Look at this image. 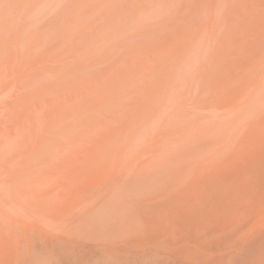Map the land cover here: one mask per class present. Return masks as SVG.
Masks as SVG:
<instances>
[{
    "label": "rangeland",
    "instance_id": "1",
    "mask_svg": "<svg viewBox=\"0 0 264 264\" xmlns=\"http://www.w3.org/2000/svg\"><path fill=\"white\" fill-rule=\"evenodd\" d=\"M0 1H2L0 2V7L3 6V3L4 5L5 4L8 5V6L6 5L5 9H3L4 7L0 8L4 12L6 9H9L10 6H11L10 7L11 10L9 9L8 11H12L13 9V12H11L13 15L8 11H6V13L8 14L6 13L3 14V12L1 13V15L5 16V18L2 16V18H4L3 19L4 21H2V18L0 16V21H1L0 27L2 28L1 29L2 31L0 30V36L2 35L1 38L3 37L5 38L7 36L5 40L0 38L1 39L0 43L2 42V40L4 42L6 41L5 43L3 42L0 44L1 47L4 46L2 48L4 50H2L0 47V55H1L0 60L5 61L6 69L5 68L4 69L6 70V72H8L7 71L8 69L15 70L17 68L16 66H18L17 64L20 65L18 69L19 70L21 69V71L16 69L18 70L17 73L19 72L20 73L18 75L15 74L12 76L13 82L11 84L6 85L5 83L3 85L2 83H0L3 85L0 88V94L3 93L2 95H0V98L3 97L1 99L4 100L0 104H3V102H7V100L9 102V99L10 101L11 100L15 101V99L18 100V98L14 99V96L19 94V96L22 97L23 100L20 98V100L18 101L23 102L21 104L24 108L23 109L22 106L20 108L21 104L16 100V102L18 103L16 104L20 108L19 112H21L22 114L18 113L19 116L21 117L14 116L15 111H16L15 112L16 115H18L17 111L19 108L17 105L13 106L11 101V103L9 102L10 103L9 108L6 106L7 105L6 104L5 106L7 108H4L2 112H6V111L8 112L7 109H10V107L13 106L14 108L12 107L11 109H15V110L10 111L9 113L11 114L13 112L12 116L15 117V119H12L13 117L10 118L9 116V119L7 120L6 118L1 116L2 119L4 118L3 121L5 122V124L3 122L0 124L3 125L1 127L5 128V125L8 124V122L10 123L9 125L10 127H12L15 134V136L13 134V136L15 137L13 141L15 144L19 142L20 147L19 146L16 147L13 144H11V142L7 138V136H9V133L8 135L6 134V132L8 131L5 128L6 132H4L3 137L0 138V158L2 157L0 160V264H47V262L49 264H53V263L72 264V262L73 264H78V262L79 264H98L101 261H104L105 263L106 261L110 263L111 261H115L117 263V260L120 261L119 264L121 263L124 264L126 262H128V264L129 262L130 264L131 263L133 264H264V53H262L264 52V32H262V34H260L261 32H259L261 37L260 35L255 36L261 39V40L257 39V45L259 43L258 48L256 47L257 45L255 44L256 39L254 36H252L253 33H255V29L253 28V26H255L254 24L255 20L259 22V24L263 21L261 23L262 27L260 28L264 27L263 26L264 0H260V1L258 0L259 3H256V5L253 4L254 1L257 2V0L254 1L248 0L246 1L247 3L244 0L243 2H240L242 0H233V4H236V6L234 5L235 8L238 6L237 7L238 9L236 10L233 6L232 7L234 8V10L231 7V5L230 6L227 5V4H231L232 0L231 1L229 0H220V1L219 0H120V1L99 0L98 2L96 1L95 3L93 1L92 5L90 4L91 7L87 5V3H89L90 0H79V2L78 0H70V1L24 0L26 2H24L23 0H0ZM100 1L101 3L99 5L98 3ZM223 2L225 4H222ZM10 3H12V5H10ZM46 3L49 4L48 5L49 7L43 5ZM64 3L67 4L60 9L61 5H63ZM93 3L94 4L97 3L96 5L99 6L95 5L96 6L95 9L93 8L94 5ZM238 3L240 6L238 5ZM241 3L244 4L242 5ZM246 4L248 5L250 4V5L248 6ZM213 5H215V7L212 8ZM52 6H55L53 10H51ZM245 6H247L248 9L249 7L250 9L252 6L253 7L251 10L250 9L248 10L247 7L245 8ZM84 7L86 8V10ZM228 7H231L230 10H233L234 12L230 13L231 11L227 9ZM244 8L247 9V12L249 11L248 13H251L249 14V16L248 13H246V15L244 14L246 12L245 10H243ZM91 9L93 11H91ZM254 9L257 10L254 11ZM81 10L85 12H90V14L88 15V13L85 12L81 13ZM175 10L177 13H179V15L175 12ZM237 10L243 11V13L238 12L239 13L238 17H237ZM217 11L220 14L217 15L216 14ZM224 11L227 14H224L225 13ZM180 12L182 13L183 16L181 15ZM83 13L87 15L84 14L85 15L84 16ZM255 14L256 16L258 14L257 17L259 18H262L261 16H263V18L260 19L261 22L259 21V18L254 16ZM73 15H76V17ZM99 15L101 16L102 19L100 18ZM223 15H225V21H226V16L228 17L229 15L230 16L236 15L234 20L230 21V22L233 21L236 22L237 21L236 17H237L238 23L237 22L235 23L234 29L232 24L229 22L232 16L231 17L229 16L227 19V21L231 25L226 24L227 28L221 25L222 23H227V21L226 22L223 21L224 19ZM7 16H10L11 18L9 20L8 17L7 20L5 21ZM90 17L92 18V20L90 19ZM250 19L253 23L250 21ZM245 20L249 21L250 24ZM92 21L95 22V24L93 23L94 25L90 24V22L92 23ZM219 22L221 24H219ZM4 23L8 25L5 24L6 26L5 25L3 26ZM241 23H243L244 25H246L245 23H247L248 24V26L246 25L247 28L250 27L249 25H252V27H250L251 29L246 28L247 30L245 31L246 26L242 24L241 27L244 30L242 31L241 29L243 33L240 31L241 35L239 36L238 30H240L241 28L240 27ZM219 25L223 26L222 28L226 33L228 31V26L230 25L229 29L230 28L231 29L228 31L230 32L228 33L229 36H227L226 33L224 34L226 35L225 38L228 37L229 39L228 38L224 39L223 37L224 35L222 33H218L222 30V28ZM236 25L237 26L239 25L237 30H236ZM86 27L87 28L90 27L89 30L86 29ZM224 27L226 30L224 29ZM105 28H107V30H105ZM252 28L254 29V31L252 30ZM80 29L82 30L81 34L78 33L79 31H81ZM263 29L261 30L263 31ZM215 30H217L216 32L218 34L217 33L216 34L218 36L216 35L217 37L215 36L214 38L212 37V40H209L210 42L209 43L208 38L209 37L211 38L210 35L213 36ZM105 31H108V33ZM235 31H237L238 33L236 32L235 34L234 33ZM247 31H249V33ZM37 32L41 34L40 37H36L39 36ZM43 32L44 34L45 33L47 34L43 36L44 38H50L49 40L45 39V41L46 40L51 41L53 39L54 41L53 42L47 41V45H45L46 44L45 42V44H43V47H41L43 49V51L41 50L42 52L40 51L41 53H39L38 50H37L38 52L35 51L36 55L38 56L37 59L35 54H34L35 56L34 60H33V56H31L32 57L30 59L31 61H33L34 63L36 62V64L37 62H39L38 65L41 63L40 66L43 65V68H46V69H39L38 65L37 67H35L36 64L34 66L33 65L34 63L29 61L30 57L28 56L33 54L31 51L35 50L34 49L35 44L38 45L40 41V39L37 41L36 39L41 38L42 35H44ZM245 32L248 33V39L245 38V36H242V34L243 35L246 34ZM4 33H6V35ZM102 33H105L103 34L104 37L100 36V34L102 35ZM175 33L178 34L175 35ZM250 33H252L250 37L252 38V40L249 38ZM219 34L223 35L222 40ZM234 34L235 36L237 35V38L239 40L240 38L242 39L245 38L244 43H242L243 41L241 40L242 47L245 46V48L247 49L249 47H247L246 45L249 46L255 45L254 47L255 50H252L253 49L252 47H250V50L248 49L246 50L244 47L242 48L241 46L239 47V49L236 48L237 49L236 50L234 48L236 46H234L233 44H235L234 42H237L239 40L235 36L234 37L236 38V40L235 41L232 40L233 43L232 45L234 47L232 45L230 46L231 39ZM181 37L183 39H180ZM218 37H220V39L217 44L216 41L218 40ZM234 37L233 39H235ZM44 38H42L43 39V41H41L42 43L44 42ZM75 38L77 42H75ZM216 38L217 40L215 41L216 42L215 43L213 41ZM34 39H35L34 41L35 44H33L34 48L32 50H30V48H27L30 51L29 53H31L28 54V52L25 51L27 50L26 46L32 47L30 44L32 43L31 41H33ZM83 39L85 41V45L87 48H83L82 49L83 51L78 48L81 53L80 52L74 53L76 48L73 49L74 48L73 45H71V47H73L71 48V50H69L70 48L69 49L67 48L68 51H71L70 52L71 54L73 52L72 50H74L73 55L75 58L71 57L72 59L69 60L70 59L69 54H67V58H66L63 52H61L62 49H65V52L69 53L68 51H66L67 50L66 47H68L67 45H69L67 44V42L69 43L75 42L76 44L74 45L77 46L78 43L82 42ZM178 39H180L179 42ZM249 39L250 41H252L254 45L249 42ZM24 40L27 42H25ZM220 40L221 42L222 41H226V42L225 43L223 42L221 45ZM89 42H91L90 43L91 45H89ZM211 42H213V45L215 43V47L209 45L212 44ZM24 43L25 45L26 43L29 45L25 46ZM175 43L177 45H175ZM239 43L240 42H238V46L241 45ZM17 44L20 45L21 48L24 46L25 50H22L23 48L21 49L19 46H17ZM80 44H82L83 47H85L84 43H80ZM178 44H180L181 46ZM208 45L212 47L211 51H209V48L211 49V47H207ZM220 45L223 48L219 49ZM89 46H91V48ZM172 47H174V50ZM179 47L180 48L182 47V49H180ZM184 47H186V49ZM9 48H12V50ZM204 48L205 51L208 50L207 52L208 56L206 57L203 56L204 55L203 53H206L204 52ZM230 48L235 49V54L237 51L239 52L241 50L242 52L239 53L243 54L245 52L244 56L245 55L246 56L242 57L243 55L241 56V54L239 55L238 53V59H236L234 56L237 57V54L236 55L233 54L232 56ZM17 49H19L20 51L22 50L20 53L24 51L28 54L27 56L28 61L25 58H23V60L26 61L23 62V60H19L17 63H15L19 58L23 57V54L22 55L20 54L22 57L18 58L17 55L19 51ZM59 49L60 52L58 51L59 53H57V50ZM169 49L172 51V53L169 51ZM227 49L228 51L226 52ZM16 50L18 51V53ZM216 50H219V52L221 51L222 52L221 55ZM138 51L141 52L139 54H141L143 58H141V55H139L138 57ZM190 51L193 52L190 53ZM15 52L17 53V55L16 56L12 55L13 53L16 54ZM158 52L159 54H157ZM162 52L163 54H165L164 56H162L163 55ZM177 52L179 55L177 54ZM194 52L197 53L195 56L198 57L199 60H201V57H205L206 59H209V61L212 60V62L209 63V61H207L206 59H202L203 62H205L206 60V62H208L210 67L209 66L203 67V65H205L202 64L203 62H201L202 64L201 67L202 68L208 67L209 68V69L207 68L208 70L211 69L209 73L207 70L206 75L205 74L202 75L204 76L203 78H201L200 73L202 71L205 72L204 71L205 69H203L199 73L198 72L199 67L198 68L194 67L195 65H197V63L199 64V60L198 62H196L195 65L189 64L192 62V60L190 59L193 56ZM209 52H211L212 54ZM232 52L234 51L232 50ZM249 52L252 53L249 54ZM55 53L57 57L61 53L63 54V56H65L63 57L62 55H60L61 61L64 60V64L63 63H62L63 65L61 64L62 67L59 66L58 68L55 67L56 65H59V63H61L59 59L57 63L54 62L55 65L52 62L54 58L53 55L56 56ZM148 53L150 54V56L151 55L154 56V54L155 56L154 57L151 56L150 58ZM213 53H215L216 56H214L215 54L213 55ZM217 53L219 54L220 59L223 58L221 59L222 61L219 59V57L217 58V62L218 59L220 60L219 61L220 64L218 68L221 67V70L217 68L218 66L217 64L219 63L216 62V57L218 56ZM223 53L224 55H222ZM75 54L77 56H75ZM147 54L148 57H146ZM174 54L175 55L177 54V56H175ZM11 55L15 56V58L12 57ZM190 55L192 56L190 57ZM10 56H11V60H10ZM47 57H50V59L49 58L47 59V62L49 60L50 62L45 63L46 61L44 60H46L45 58ZM162 57L164 58V60ZM188 57L190 58L188 59ZM194 57H192V59H195ZM232 57L233 60L231 59ZM12 58L16 60L13 61ZM139 58H141L140 63H139ZM144 58L146 63L144 61ZM154 58L155 60H152L151 62V59ZM135 59L136 60L138 59L137 61L138 63L135 61ZM168 59L170 64L167 61ZM230 59L231 62L233 63H235V61L239 62V59L241 60V62L245 60L242 62L243 64L239 62V64L243 66V68L239 64H235V65L233 63L229 64ZM39 60H41V62ZM67 60L68 62H65ZM161 60L166 61L165 62L166 64L164 65V62ZM213 61L217 63V64H213L216 66V67L214 66L215 69L213 67L211 68ZM30 62L33 65L32 67L29 65H28L29 67L27 66V64L31 65ZM42 62H44L45 64ZM141 62H143L144 65ZM150 62L153 63L154 65H157L158 68L157 67L155 68L154 65H152L157 70V74L155 72L156 70L151 66H149L151 65ZM155 62L157 63L155 64ZM245 62L247 66L244 64ZM254 62L256 64L259 62V64L256 65L254 64ZM22 63H24V67L26 66L25 69L22 68L23 66ZM49 63L53 64V65L50 64L52 67L51 70L47 69L48 67H44V65L46 64L49 65ZM133 63H136L138 66H135L136 64ZM182 63L184 64L186 63V64L184 65ZM261 63H263V65ZM158 64L160 65L158 66ZM167 64H169V66H167ZM14 65L16 68H14ZM171 65H174L172 66V68L174 67V69L171 68ZM183 65L185 66V68ZM223 65L226 66L227 69H229L232 66L230 69H232L233 71L230 70V73L232 72L231 75L232 74L235 75L234 76L229 75L228 73L229 71L227 72L226 68ZM233 65L234 66L238 65V66L234 68ZM255 65L258 66V68ZM0 66H4V65H0ZM139 66H141L140 68L142 69L140 68L137 69ZM190 66L193 67L191 68ZM27 67L28 69H26ZM34 67L36 69H39V71L37 70L38 73L36 74H35L36 69ZM54 67L56 69H54ZM124 67H126L125 69L128 68L129 70H131V72L125 69H123L122 71V68ZM130 67L133 68L131 69ZM186 67L187 68L190 67L191 70H193V68H196V71L199 73L201 79L199 78V76L198 78L201 82L196 79L198 74L193 75V73H191L192 76L190 75L191 77L190 79L189 72H191V70L187 69ZM253 67H255V70H253ZM30 68L31 69L34 68L33 71L35 75L33 74L32 71L29 72ZM135 68L136 70H134ZM148 68L149 71L147 70ZM182 68H184V70ZM202 68H200V70ZM237 68L238 70H236ZM150 69H153V71ZM159 69L162 71H160ZM213 69L216 72H220V71L223 72V73L220 72L221 74L217 73L216 75L218 76L219 74L220 78L223 77L224 79L222 78V81L223 80L224 82L226 81L225 83L221 81L219 82L217 80V83L215 82L217 86L215 85L213 80L217 76L213 74L216 73L215 71H213ZM243 69L245 71H243ZM250 69L253 71V73L252 71H249ZM41 70L42 71L49 70L50 73L47 71L48 73L42 72L43 74H41L40 73ZM116 70L121 72H116ZM146 70L151 73H148ZM0 71H2V69H0ZM196 71L195 74L197 73ZM224 71L225 73H228L226 77L224 76ZM113 72L114 75H112ZM128 72L129 74H126ZM3 73H5V71H3ZM31 73L37 78H40V80L35 79L38 81L37 84L36 82H34L36 84V87L30 86L32 83L31 80H33L32 78H34V76L32 78L30 77L31 80L29 79V77L25 79L27 75L31 76ZM147 73L151 75L150 76L148 75L149 76L148 77L146 76ZM256 73L259 75L258 81L253 82L254 84L253 86H251L250 84L252 82L250 81V79L253 81V79L257 75ZM38 74L41 75V77L40 76L38 77ZM212 74L214 75V77ZM109 75H111V77H109ZM157 75L160 78L157 77ZM210 75L211 77H208ZM250 75H252L253 79L249 78V80H247L248 78L246 77H250ZM120 76L122 78H120ZM193 76L196 77L195 79L198 81V83L195 81ZM241 76L243 77V79L241 78ZM105 77H107L106 80L109 81V83L105 80ZM185 77L188 80H190L189 82L187 81L189 85L186 82L187 79ZM207 77L209 78V80L207 79L208 82H210L211 84L213 81L215 86L211 85L210 87L209 86L210 84H208V82L206 81L204 82V78ZM108 78L111 80H109ZM157 78L160 80L162 78L167 80L166 82L165 80L164 82L163 80L157 81ZM220 78L219 76L217 77V79ZM22 79L25 80L21 82L19 81L16 84L15 81ZM28 79L31 82H29ZM81 79L83 80V83L86 81V85L88 88L86 87L85 84L84 87L83 84L79 83L82 81ZM210 79H212V81H210ZM244 79H246L245 81H249L250 86L249 85L245 86L248 83L243 82ZM71 80L72 83L70 82ZM192 80L194 81V83L199 84L198 86L197 84H195L198 87L196 93L194 90L196 87L194 86L195 88L193 87L192 89V86L190 85V82H192ZM25 81L27 82V84ZM39 81L41 85L39 84ZM62 81L65 82L64 86L67 85V88L64 87L63 84H61ZM154 81L155 82L157 81L158 83L154 84ZM182 81L184 82V85L181 83ZM77 82L81 85V87L84 88H80V85L77 84ZM93 82H95L96 85H94ZM177 82H179L178 84L181 83V85L178 86L179 89H181L182 91L179 90L178 87H175V84H177ZM14 83L17 86L19 85V89L22 86V88L20 89L21 94L19 93V90L16 85L15 86L17 89H15ZM22 83L27 86L29 85L30 87L26 86L27 88H25V85L23 86ZM58 83L60 84L58 85ZM170 83L174 85L172 84L170 85ZM185 83L188 85L189 90L192 89L194 92L191 90L190 93L191 92L192 93L190 94L187 90V87L185 86ZM194 83L192 82V85H194ZM201 83L206 87H210V89L207 88L209 89L210 92L213 91V93L208 92V94L209 93L214 94V96L212 95V97H208L210 96L208 94L205 97H208V99L210 100H212L213 98L214 99L217 98V100L214 101L213 99L212 101L214 102L212 101L208 103L206 102L207 98H205L204 95H206L207 89H204L203 85L200 88ZM221 83L223 85H221ZM243 83L245 88H242ZM55 84H57L59 87L55 86ZM144 84L148 85L146 89H145L146 86H144ZM236 84L239 85L238 88L239 90H241L239 91L240 93L237 92L238 95L236 93V91H238V89L236 90L237 88ZM69 85H70V89L72 86L76 85L75 90L76 92H80V93H82L81 91L83 89H86L85 91H87L86 92L87 96L84 91V93L81 94V95H85L82 96L84 100L81 101L87 104V111H85L86 107L83 106L85 104L80 106L77 101V104L80 106L79 107L76 103H74L76 102V100L73 98L74 95L77 97L81 95L80 93L79 94L77 93L76 95V92H74V94L71 95L70 93H73L74 90H70V89H69L70 92L68 94ZM107 85L110 87L109 88L106 87ZM142 85L146 90V92L142 90L143 88ZM77 86H79V89L81 91H77L78 88ZM151 86L154 87L152 88ZM226 86H228L229 90L225 88ZM62 87H64V89L65 88L67 89L65 90V92L67 93L65 95H68L66 97L68 98L70 96V98H68L70 99L68 102L77 105L76 108L74 107L76 105L73 106L74 109L77 110L78 108L79 110L81 109V107H84L81 113L78 110L74 112L73 111L74 109L72 108H71L72 110L70 109L71 112L73 111L74 112L73 114L75 115L81 114L83 116L84 121H86L88 118L91 119L88 120L89 123L87 121L84 122L80 118L82 116L77 115V117H79L78 119L79 122L81 119V121L84 122L83 123L84 126L85 125L90 126L87 124H91L90 122H92L97 118L95 121L96 124L99 123L100 127L99 126L97 127L98 125L97 124L94 126L95 129H93L94 128L93 125L95 124L94 123L95 121H93L91 125L92 129H89V127L86 128L90 130L89 133L88 130H86L87 131L86 134L88 133V135L84 134L85 130L83 135L80 134V132H82L83 130L79 127V129H81L82 131L81 130L80 132L78 131L77 127L79 125L78 124L79 122L76 119L77 117L76 118L74 117L75 121L78 122L77 124H75L72 123V120L74 118L71 120L72 114L70 115L68 114L70 104L67 107L68 109H66V112L70 117L67 115L69 117L68 118L65 114L66 113L64 110L65 107L62 106V102L67 101L66 100L67 98H65V100L63 98L64 94L62 95V92H64V90ZM94 87L97 88L94 89ZM148 87L152 89L150 90ZM173 87L175 88V92H177L178 94L174 93ZM183 87H185L187 90L186 94H185V90H183L184 89ZM222 87H224L223 90H221ZM106 88L108 89L105 90ZM136 88H139L138 91H140L139 93H141L140 95L135 93L136 96H138L137 98L133 96L134 93H132L137 91ZM199 88L200 90L203 88L205 90V93L203 89L202 92L204 94L201 91H199ZM10 89L18 90L15 93L13 92L14 94L16 93L17 94L13 95L12 99H11L12 91ZM88 89L92 90L90 91L91 96H94V97L90 96L91 99L95 98L96 96L98 97L100 96L99 99L102 100L103 103L99 99L98 100L102 103L101 104L102 106L99 105V101L97 103L99 107L97 105L95 106L94 104L98 97L95 98V101L94 99L93 101L89 100L90 98L88 97V93H89ZM96 89H99V91ZM101 89H103V91ZM170 89L173 90L171 91ZM215 89H218L219 91ZM225 90L228 91V93H226L227 95L236 93V95H232L236 97H234V99L232 100V96L230 95L225 96L223 94L227 92ZM234 90L235 92H233ZM50 91H52L51 92L52 95L54 91H56L57 93L59 92L62 96L60 97L59 100L63 98L62 99L63 101L62 102L56 101L58 100L57 97H59L58 94L57 97L54 96L56 97L54 98V100L56 101L55 102L52 98V95L50 94ZM97 91L101 94L97 95L98 94ZM105 91L107 92L106 93L107 95L104 93ZM215 91H217V93ZM221 91H223V93L220 94ZM93 92L94 93L97 92V94H94ZM180 92L181 94L186 95L187 100L183 99V97L185 96L180 95ZM198 92L201 93L198 94ZM7 93L10 94L9 99L6 98L8 97ZM24 93L27 96L22 95ZM48 93L50 94L52 99V102L50 99V103H53L54 107L58 105L57 108L56 107L53 108L52 107L53 104L47 105V103H45V102H49V100H47L49 96ZM103 93L104 95H106V98L103 97L104 96L102 95ZM172 93L173 95H171ZM194 93L196 95H194ZM215 93L218 95H215ZM32 94H35L36 96L41 94L38 96L39 99L40 96L42 95L45 96L48 95L46 96L47 98L45 96L41 97L42 98L41 102L38 101L36 105L33 106L32 108L30 106V109H33L34 111L35 110L34 107H36L37 105L39 106L38 108L44 105V107L43 106L41 107L40 111L33 112V113L36 112L39 113L42 112L44 108H46L45 104L48 107H51L50 108L51 110L53 108L52 110L53 112L51 111L52 113H50L49 115H48V112L50 111L49 108L45 109L46 111L43 112V113L46 112L44 115H48L49 120L47 117L43 116L42 114L43 116L42 119L47 118L46 120H48V123H46V121L44 120L43 124L45 123L46 127L50 124L48 127L51 129L47 128L49 129L47 131H51V135L49 134L50 132L48 133L47 131L43 133L41 132L42 128L44 131L45 127L44 125H40V122H38L40 120L36 121L37 117L33 118L35 114L31 116L28 113H26L29 110L26 108L27 110L26 111L25 106L34 103V100L38 99V97L37 99H35L36 96ZM122 94H124L125 97L128 98L127 100L129 99L131 100L132 98L135 97L137 100H140L138 101L139 104L137 103V100L135 102V100L133 99L131 101L132 102L134 101V104L131 103L132 104L131 105L130 101H128L129 102V104H127L128 107L125 109L124 107H126L127 105L124 106L119 105L122 103L124 104L123 101H126V103H128L127 100H124L126 99L125 97L124 99L121 100V98H123L122 96H124ZM202 94L203 97H201ZM222 94L224 95V97L222 96ZM3 95L6 96L4 97ZM30 95H32L35 98L34 100H31L29 104L25 100V97L29 98ZM54 95L56 94L54 93ZM176 95L177 98H180V96H182V98L180 99L176 98L175 100ZM178 95L180 96L178 97ZM219 95L222 96L221 99H219L220 97ZM32 96H30L31 98L29 99L26 98L28 102L30 99H32ZM117 96L121 98L119 99L117 98ZM129 96L130 97L132 96V98H130ZM86 97L89 100V101L87 100L88 102L91 101L90 103H86L85 101ZM101 97L104 98V100L101 99ZM202 98L203 100L201 101L200 99ZM227 98L228 100L230 99L229 103L227 102L228 101ZM71 99L73 100V102L71 101ZM78 99L80 101L81 98L79 97ZM225 100L228 104L221 105V103H225ZM24 101H26V104L24 103ZM178 101L179 103H177ZM198 101H201L204 104L205 108L203 107V105H201L202 103L198 104L197 103ZM39 102L41 103V105L39 104ZM205 103L210 105L206 106ZM217 103L219 106L215 107V104ZM63 105H67V104L65 103ZM129 105L131 106L134 105L135 108L133 107L134 109L133 108L131 109V106L129 107ZM200 105L202 108H200ZM1 106L5 107L4 105ZM61 106L64 108L63 110L65 113L62 112ZM118 106L119 107L121 106L122 108L120 107L121 108L120 109ZM15 107H17L18 109H16ZM113 107L116 108L114 109ZM1 108L2 107H0V109ZM88 108L89 111L92 110V112H88ZM93 108H95V110ZM129 108L130 110H128ZM21 109L25 110L26 112L23 111L25 112L23 113ZM102 109H104L103 111L106 110V112H104L106 116L105 114L103 115L101 114L103 112ZM107 109L109 111L111 109L113 110V112L112 110L110 111L111 113H114L111 114L112 118L109 115H107ZM116 109L117 110L120 109V110L118 112L116 111L117 112L116 113L115 112ZM36 110L39 109H37L36 107ZM58 110L61 111L60 113L65 114V115L61 114V118L62 116H64L65 119L66 118L68 119L64 120L63 117L62 120L60 118V114L58 113L59 112ZM83 111L84 113L88 112L90 114L89 115L87 113L89 117L86 115V113L83 114L82 113ZM31 112L32 111L30 110L29 113ZM110 112L108 113L110 114ZM22 115L24 117H22ZM28 116L32 118L29 119ZM39 116L41 117V115ZM27 117L29 120L25 119ZM54 117H56L57 119L58 118L61 119V121L60 120L57 121V119L56 121H54L55 120L53 119ZM84 117L86 120L84 119ZM5 119L7 121H5ZM64 121H66V123L67 121L70 124L72 123L71 125L75 124L76 127L73 126L72 128L74 129L75 127L76 130L73 131L71 128L65 130L67 126L64 127L65 129H63ZM61 124L62 127L60 129H63V131L59 130V133L58 131L57 133L58 135L59 134L63 135L62 133L64 132V135L66 133L67 138L64 136L65 140L64 139L60 140L61 136L59 135L60 136L59 142L61 143L59 145L60 148L58 146L57 148H55L56 145H54V147H50L49 149H47L46 147L47 144H45L46 141H48L50 144L49 141L50 138L52 136H55L56 133L54 134V132L59 126H61ZM38 125L43 126L42 128H40L41 130H37V128H39L37 127ZM84 126L83 128L86 127ZM106 127H110L109 129L111 130L114 129L115 127L116 128L112 132L110 130L111 133L110 135H109V131H106L110 136L109 139L110 142L108 139H106V141L108 140L109 145L107 146L108 142H104L106 143V145L103 144V142H101L102 145H99L97 141L99 142L98 139L100 136V132L101 130H104L102 128H106ZM33 128L36 129L37 131H35ZM12 129L9 130L11 131ZM70 129L73 131L74 140L70 143V145L68 143L69 146H67V144L65 143L68 141L67 139H69L70 141L72 139L71 137L68 138V134H67L69 131L70 133L69 136L72 135ZM25 130H27L28 133L30 130L31 131L33 130L32 132L34 133L32 134V132L30 131L31 133L27 134L26 131L25 137L28 138L23 137L21 140V136H23V134L21 135L19 133L20 132L22 133L23 131L25 132ZM35 132H41V133L39 134ZM46 133L49 139L47 137V140H45L46 137L45 138L43 137L45 140L44 144L41 138L43 147L45 145L46 147L45 149L47 150L46 152L44 151L45 153H43V155H45V158L43 157V155L41 156V158L38 157L41 159V160L39 159L40 161H44L43 162L44 164L38 160H35L33 157V160L37 161V163L39 164L41 163L42 168L44 167L42 170L41 166H39V164H37L38 165L37 166L35 161L33 160L32 161L34 162L36 167L33 164H31L33 163L32 161L27 164V161H30L32 159V157L31 159L29 157L32 153L30 154L31 151L29 152L28 147L27 150L25 149L26 145L22 146L21 144H23L25 140L29 139V136H30L29 141L30 140L33 141L29 143L34 144V138L31 137H36L35 139L36 142H40L38 141V139H40L39 135L41 134L45 135ZM103 133H105V131H103ZM4 134H6V138L8 139L7 141L4 140L5 139ZM11 134L12 133H10V135ZM1 135L2 133H0V136ZM58 135L56 134V137H59ZM75 136H77L76 139ZM105 137L103 139L104 141H105ZM51 140L54 139L51 138ZM53 142H55L56 144L57 141L54 140ZM9 143L13 145L14 148L16 147L14 150H16L17 148L21 149L22 146V150L25 149L26 154H28L27 151L29 152L28 157L26 155V157L30 159L29 160L26 158V166L29 165L27 167V169L29 168V170L26 169L25 165L22 166V164H24L23 162L25 161H23L22 163L21 161L24 159H21V161L19 162L21 163L20 165L22 168L19 167L20 165L18 161L20 160L19 157H22L20 156V154H22L21 152L23 151L20 150V153H16V151H13L12 146L9 145ZM29 143L27 146H29ZM35 144L33 146H35ZM40 144L41 143L37 144L39 145L38 147H41V148L37 147L39 150L37 148L35 149L37 145L34 147V149L31 148V150L32 151L33 150L40 151L41 149L44 150V148H42L41 146L42 144L41 145ZM97 144L102 149L98 148L99 146H97ZM8 145L11 146L10 148L13 151L12 155L16 154L15 156H12L9 153L11 150L7 152V149L9 150ZM103 145H105L106 148L105 146L103 147ZM43 150H41V152H43ZM100 150H102L104 153ZM17 152H19V150ZM100 152L101 154L102 153L103 154L101 155ZM25 153L23 154L24 156ZM9 154L11 156H9ZM33 154L36 155L38 154V152H36V154L34 152ZM5 158L7 160H5ZM16 161L19 165V166L17 165L16 167L17 170L14 167V165H16ZM30 164L33 165L34 166L33 168H35L36 170L33 169L32 166L30 167ZM49 164L50 166L48 167ZM10 168L12 170L13 168H15L13 171L14 172L19 171L21 174V175L17 174L19 172L15 173L16 176L19 175V178L17 177L16 179L17 181L16 180L14 181L15 183L16 182H18L17 184H20L21 182L28 183V181L34 179L36 180L35 184H33V186L30 188L27 187L28 189L24 188V190L22 191L15 190L16 186L14 187L15 185L14 183L12 184L10 182L9 184L10 181L9 179L8 182L4 180L7 179L6 174H8V172L11 170ZM23 168H25L26 170L20 171V169ZM45 168H50L49 175L42 174L45 170H47ZM31 169L38 171L39 176L37 172H36L37 174L32 172V175H34L35 177L31 178L32 176L31 177L28 176V179L24 178L23 181L22 176L25 177V173L26 175H28V172H30ZM23 172L25 173L23 174ZM63 195L69 196L70 198L69 197L64 198ZM62 199L64 200V202H62L63 201ZM53 206L55 207L60 206V210L55 214L51 212L49 213V211L52 210ZM103 248L108 251L103 250ZM66 249L68 250L70 249L69 252H67L68 250ZM102 251L104 252V254ZM50 252L53 255H51ZM62 252L65 253L67 257L64 256ZM48 254H50L51 256H49ZM75 254H78L77 258L73 257L76 256ZM104 255L106 256L104 257ZM107 255L108 256L110 255V257H108ZM53 257L54 258L57 257V258L54 260ZM78 258L80 260H78ZM105 258L107 260H105ZM51 259H53L54 261Z\"/></svg>",
    "mask_w": 264,
    "mask_h": 264
},
{
    "label": "bare ground",
    "instance_id": "2",
    "mask_svg": "<svg viewBox=\"0 0 264 264\" xmlns=\"http://www.w3.org/2000/svg\"><path fill=\"white\" fill-rule=\"evenodd\" d=\"M23 1H24V0H23ZM23 1H21V2H23ZM68 1H70V0H68ZM93 1H94V3H95L96 1L98 2L99 0H92V1L90 0L89 3H87V5H89V6L91 7ZM101 1H102V0H101ZM101 1L98 3L99 5H100ZM114 1H115V0H114ZM116 1H117V0H116ZM119 1H120V0H119ZM219 1H220V0H219ZM229 1H231V0H229ZM244 1L246 2V1H248V0H244ZM250 1H251V0H250ZM253 1H254V0H253ZM259 1H260V0H259ZM0 2H2V1H0ZM15 2H16V1H15ZM21 2H20V3H21ZM24 2H26V1H24ZM78 2H79V0H78ZM90 2H91V3H90ZM164 2H165V1H164ZM179 2H181V1H179ZM240 2H243V0L240 1ZM94 3H93V4H94ZM214 3H215V2H214ZM227 3H228V1H227ZM235 3H236V2H235ZM246 3H247V2H246ZM256 3H259L258 0H257V2L254 1V4H253V5H256ZM66 4H67V3H66ZM66 4L64 3L63 5H61L60 9H61L63 6H65ZM77 4H78V3H77ZM90 4H91V5H90ZM96 4H97V3H96ZM96 4L93 5V8H95L96 6H99V5H96ZM219 4H220V3H219ZM222 4H225V3L223 2ZM232 4H233V0H232V3H231V4H227V5H229V6L231 5V7L233 6V7L235 8L236 4H233V5H232ZM241 4H242V3H241ZM243 4H244V3H243ZM243 4H242V5H243ZM6 5H7V4L4 5V3H3V6L0 7V8H3V7H4L3 9H5V8H6ZM10 5H12V3H10ZM10 5H9V6H10ZM43 5H45L46 7H49V6H48V5H49L48 3L43 4ZM95 5H96V6H95ZM109 5H110V4H109ZM234 5H235V6H234ZM238 5H239V3H238ZM246 5H248V4H246ZM249 5H250V4H249ZM249 5H248V6H249ZM251 5H252V2H251ZM7 6H8V5H7ZM84 6H85V5H84ZM177 6H178V5H177ZM223 6H224V5H223ZM239 6H240V5H239ZM257 6H258V5H257ZM10 7H11V6H10ZM10 7H9V9L11 10ZM54 7H55V6H52V7H51V10H53ZM213 7H215V5H213L212 8H213ZM224 7H225V6H224ZM226 7H227V6H226ZM231 7H228L227 9L230 10ZM233 7H232V8H233ZM237 7H238V6H237ZM237 7L235 8V10L238 9ZM246 7H247V6H245V8H246ZM252 7H253V6H252ZM252 7H251V9H252ZM12 8H13V6H12ZM75 8H76V7H75ZM84 8H85V7H84ZM84 8H81V9H84ZM93 8H92V9H93ZM234 8H233V10H234ZM245 8H244L243 10L246 11V12L244 13V14L246 15V13H248L249 11L247 12L248 7H247V9H245ZM254 8H255V7H254ZM263 8H264V4H263ZM9 9H6L5 12H4L2 9H0V11L2 10V11L0 12V16H1V18H2V16H3V15H1V13L3 12V14H4V13H6V11H8ZM43 9H44V8H43ZM47 9H48V8H47ZM92 9H91V11L94 10V9H93V10H92ZM95 9H96V8H95ZM105 9H106V8H105ZM159 9H160V8H159ZM161 9H162V8H161ZM216 9H217V8H216ZM239 9H240V8H239ZM249 9H250V7H249ZM249 9H248V10H249ZM251 9H250V10H251ZM257 9H259V8H257ZM257 9H254V11L257 10ZM85 10H86V8H85ZM87 10H88V9H87ZM178 10H179V8H178ZM213 10H214V9H213ZM223 10H225V9H223ZM233 10H230V11H231L230 13H233V12H234ZM79 11H80V10H79ZM102 11H103V10H102ZM166 11H167V10H166ZM259 11H260V10H259ZM8 12H10V13L13 12V9H12V11H8ZM82 12H85V11L81 10V13H82ZM103 12H104V11H103ZM158 12H159V11H158ZM175 12H176V10H175ZM219 12H220V11H219ZM224 12H225V11H224ZM238 12H239V13H240V12L243 13V11H240V10L238 11V10H237V17H238V15H239ZM250 12H251V11H250ZM76 13H77V12H76ZM85 13H88V15L90 14V12H85ZM85 13H83V15H84ZM91 13H92V12H91ZM162 13H163V12H162ZM176 13H177V12H176ZM180 13H181V12H180ZM252 13H253V11H252ZM255 13H256V12H255ZM6 14H8V13H6ZM11 14H12V13H11ZM172 14H173V13H172ZM177 14L179 15V13H177ZM216 14L218 15V14H220V13H218V11H217ZM224 14H227V13L225 12ZM249 14H251V13H248V16H249ZM263 14H264V13H263ZM12 15H13V14H12ZM12 15H10V16H12ZM79 15H80V14H79ZM81 15H82V14H81ZM85 15H87V14H85ZM85 15H84V16H85ZM157 15H158V14H157ZM175 15H176V14H175ZM178 15H177V16H178ZM181 15H182V13H181ZM181 15H180V16H181ZM261 15H262V14H261ZM261 15H260V16H261ZM10 16H7L6 19H5V21L7 20L8 17H9L8 19L10 20V18H11ZM73 16L76 17V15H73ZM73 16H72V17H73ZM99 16H100V15H99ZM162 16H163V15H162ZM173 16H174V15H173ZM180 16H179V17H180ZM182 16H183V15H182ZM220 16H221V15H220ZM220 16H219V18H220ZM229 16H230V15H229ZM229 16H228V17H229ZM231 16H232V15H231ZM231 16H230V17H231ZM235 16H236V15L232 16L231 19L229 20V22L232 21V20H234ZM243 16H244V15H243ZM254 16H256V14H255ZM254 16H253V17H254ZM257 16H258V14H257ZM257 16H256V17H257ZM3 17L5 18V16H3ZM87 17H88V16H87ZM228 17L226 16V21H227ZM237 17H236V20L238 21ZM245 17H246V16H245ZM253 17H252V18H253ZM261 17L263 18V16H261ZM4 18H2V21H4V20H3ZM98 18H99V17H98ZM100 18H101V16H100ZM100 18H99V19H100ZM221 18H222V17H221ZM223 18H224V19H223ZM223 18H222L223 21H225V15H223ZM239 18H240V17H239ZM243 18H244V17H243ZM249 18H250V17H249ZM249 18H248V19H249ZM257 18H259V17H257ZM262 18H259V21H260V22H261L260 19H262ZM90 19L92 20L91 17H90ZM101 19H102V18H101ZM135 19H136V18H135ZM212 19H213V18H212ZM217 19H218V18H217ZM222 19H221V20H222ZM246 19H247V18H246ZM253 19H254V18H253ZM9 20H8V21H9ZM91 20H90V21H91ZM166 20H167V19H166ZM254 20H255V19H254ZM263 20H264V18H263ZM80 21H81V20H80ZM94 21H95V19H94ZM150 21H151V20H150ZM226 21H225V22H226ZM237 21H236V22H237ZM245 21H247V20H245ZM250 21H251V19H250ZM0 22H1V21H0ZM71 22H72V21H71ZM179 22H182V21H179ZM214 22H215V21H214ZM221 22H222V21H221ZM229 22L227 21V23H222V24L219 22V24H221V25H223V26H225V27L227 28L226 24H230V23H231L232 26H233V29H234V28H235L234 26H235V23H236V22L233 21V22H234V25H233V22H230V23H229ZM247 22L250 24L249 21H247ZM251 22H252V21H251ZM262 22H263V21H262ZM262 22H261V23H262ZM93 23L95 24V22H93V21H92V23L90 22V24H93ZM96 23H98V22H96ZM211 23H213V22H211ZM237 23H238V22H237ZM252 23H253V22H252ZM261 23L259 24V22H257V21L255 20V22H254L255 26H253V28L255 29V33H253L252 36H254V37H255V36H259L260 34H262V32H264V29H263L264 27H263V28H260V27H262V26H261V25H262ZM1 24H2V23H1ZM5 24H6V23H4L3 26H4ZM94 24H93V25H94ZM224 24H225V25H224ZM231 24H230V25H231ZM242 24H243V23H241L240 27L242 26ZM245 24L248 26L247 23H245ZM6 25H8V24H6ZM6 25H5V26H6ZM88 25H89V24H88ZM221 25H219V26L222 28L223 26H221ZM230 25L228 26V31L231 29V28L229 29ZM243 25H244V24H243ZM246 25H244V26H246ZM232 26H231V27H232ZM247 26L245 27V31H246L248 28L252 27V25H249L250 27H248V28H247ZM263 26H264V24H263ZM35 27H36V26H35ZM92 27H93V26H92ZM92 27H91V28H92ZM217 27H218V26H217ZM220 27H219V28H220ZM225 27H224V29H225ZM238 27H239V25H238V26L236 25V30L238 29ZM37 28H38V27H37ZM82 28H83V27H82ZM82 28H81V29H82ZM89 28H90V27H88V28L86 27V29H88V30H89ZM93 28H94V27H93ZM107 28H108V27H107ZM107 28H105V30H107ZM110 28H113V27H110ZM163 28H164V27H163ZM187 28H188V27H187ZM243 28H244V27H243ZM246 28H247V29H246ZM253 28H252V30L254 31ZM1 29H2V28L0 27V30H1ZM6 29H8V28H6ZM81 29H80V30H81ZM84 29H85V28H84ZM84 29H83V30H84ZM165 29H166V28H165ZM241 29H242V27L240 28V30H238V31H239V36L241 35V33H240ZM250 29H251V28H250ZM261 29H263V31H262ZM38 30H39V29H38ZM210 30H211V29H210ZM213 30H214V29H213ZM217 30H218V29H217ZM217 30H215V33H213V36L209 34V35L211 36V38H210V37L208 38V42H209V40H212V37H213V38H214V36L217 37V36H218V35H217L218 33H222L223 35L226 33V32L223 30V28H222V30H223L224 32L221 30L220 32L217 33V32H216ZM219 30H220V29H219ZM225 30H226V29H225ZM243 30H244V29H242V31H243ZM1 31H2V30H1ZM84 31H85V30H84ZM84 31H83V32H84ZM186 31H187V29H186ZM228 31H227V33H226L227 36H229L228 33H230V32H228ZM231 31H232V30H231ZM242 31H241V32H242ZM253 31H252V32H253ZM3 32H4V30H3ZM86 32H87V31H86ZM105 32L108 33V31H105ZM109 32H110V31H109ZM236 32H237V31H235L234 33L236 34ZM247 32L249 33V31H247ZM259 32H261V33L259 34ZM37 33H38L39 36H36V37H40L41 34H40L39 32H37ZM78 33L81 34V33H82V30L79 31ZM84 33H85V32H84ZM180 33H182V32H180ZM180 33H179V34H180ZM193 33H194V32H193ZM208 33H209V32H208ZM208 33H207V34H208ZM216 33H217V34H216ZM237 33H238V32H237ZM242 33H243V32H242ZM245 33H246V32H245ZM248 33H246L247 36H246V34H245V35L242 34V36H245V38L248 39ZM256 33H258V34H256ZM2 34H3V33H2ZM4 34L6 35V33H4ZM43 34H44V32H43ZM45 34H46V33H45ZM45 34L42 35L41 38H37V39H36V41L40 39L38 45L35 44V42H34L35 39H34L33 41H31L32 43L30 42V43H31L30 45H31L32 47H29V46L27 47L26 45H29V44L26 43V45H25V43H24V45L26 46V49H27V48H30V50H32V49L34 48V47H33V44H35V48H34L35 50H32V51H31V52L33 53L32 55H29V56H28V54H31V53H29V52H30L29 49H27L28 51L25 50L23 45H22V46H23V47H22L23 49H22L21 46L17 44V46H19L22 50H25L26 52H28V54H27L26 52H24V51H23L22 53H20L22 50L20 51L19 49H17V50L19 51V53H18V51L16 50L17 53H18V55H17L16 52H15L16 54L13 53L12 55H15V56L17 55L18 58H19V57H22L21 55L23 54V57H22V58H19L15 63H17L19 60H23V58H25V59L28 61L27 56L30 57V58H29V61H31V60H30V59L32 58L31 56H33V60H34V58H35L34 54L36 55V52H38V51H39V53H41V52L43 51V49H42L41 47H43V44H45V42H46L45 45H47V41L50 39V38H44L43 36H45ZM80 34H79V35H80ZM103 34H105V33H102V35L100 34V36H101V37H104ZM176 34H178V33H175V35H176ZM186 34H187V33H186ZM190 34H191V33H190ZM214 34H215V35H214ZM222 34H219V36H221V40L223 39V38H222V36H223ZM235 34L232 36L230 46L233 44V43H232V40L235 41L236 38H237V35L235 36ZM251 34H252V33H250L249 38L251 37ZM254 34H256V35H254ZM16 35H17V34H16ZM46 35H47V34H46ZM82 35H83V34H82ZM82 35H81V36H82ZM115 35H116V34H115ZM170 35H171V34H170ZM182 35H183V34H182ZM182 35H180V36H182ZM216 35H217V36H216ZM226 35L223 36L224 39H227V38H228V37L225 38ZM1 36H2V35H1ZM1 36H0V38H1ZM49 36H50V35H49ZM173 36H174V35H173ZM190 36H191V35H190ZM234 36H235L236 38H235ZM6 37H7V36H6ZM6 37H5V38H6ZM78 37H79V36H78ZM84 37H86V36H84ZM84 37H83V38H84ZM188 37H189V36H188ZM192 37H193V35H192ZM201 37H202V35H201ZM233 37H234L235 39H233ZM260 37H261V35H260ZM262 37H263V36H262ZM5 38L3 37V38H1V39L5 40ZM23 38H24V37H23ZM33 38H35V37H33ZM42 38H44V42H43V43L41 42V41H43ZM99 38H100V37H99ZM170 38H171V37H170ZM175 38H176V37H175ZM177 38H178V37H177ZM190 38H191V37H190ZM190 38H189V39H190ZM194 38H195V37H194ZM245 38H244V39L240 38V40L237 38L239 41L234 42L236 45L233 44V45L236 46V47H234L233 45H232V46H233L235 49H236V48L239 49L240 46L242 47V43H244ZM1 39H0V41H1ZM41 39H42V40H41ZM45 39H48V40L45 41ZM55 39H56V38H55ZM78 39H79V38H78ZM101 39H103V38H101ZM180 39H183V38L181 37ZM180 39H178V42H179ZM192 39H193V38H192ZM205 39H206V38H205ZM219 39H220V37H218V40H217V38L214 39L213 42H215V41L217 40L216 42H217V44H218ZM228 39H229V38H228ZM250 39L252 40V38H250ZM250 39H249V42L252 43V41H250ZM255 39H256V43H255V44L257 45V39H260V38L255 37ZM3 40H2L1 43L4 42ZM73 40H74V39H73ZM164 40H165V38H164ZM221 40H220V42H221ZM241 40L243 41L242 43H241ZM260 40H261V39H260ZM20 41H21V40H20ZM24 41H25V40H24ZM53 41H54V39L51 40V41H48V42H53ZM86 41H87V40H86ZM88 41H89V40H88ZM99 41H101V40H99ZM121 41H122V40H121ZM158 41H160V40H158ZM169 41H170V39H169ZM169 41H168V43H169ZM184 41H185V40H184ZM229 41H230V40H229ZM229 41H228V42H229ZM246 41H247V40H246ZM5 42H6V41H5ZM5 42H4V43H5ZM21 42H22V41H21ZM25 42H27V41H25ZM75 42H77L76 38H75ZM75 42H74V43H72V42H70V43L67 42V44H69V45L66 44V45L68 46V47L65 46L66 49H67V48H68V49L70 48L69 50H71V48H73V47H71V45H73V46H74L73 49L76 48L78 51H77L76 49H75V52H74V50H72V51H73L74 53H76V52L79 53L80 50H82L83 48H87L86 45H85V41H84V39H83L82 42H80V43H84V46H85V47H83V45L80 44V43H78V45L75 46V45H74V44H76ZM78 42H79V41H78ZM171 42H172V41H171ZM171 42H170V45H171ZM180 42H182V41H180ZM203 42H204V40H203ZM208 42H207V43H208ZM213 42H211L212 44H209V45H211L212 47H213V46L215 47V43H216V42L214 43V45H213ZM223 42L225 43L226 41H222V42H221V45H222ZM238 42H240L239 44H241V45L238 46ZM1 43H0V44H1ZM41 43H42V44H41ZM90 43H91V42H89V45H91ZM209 43H210V42H209ZM19 44H20V43H19ZM117 44H118V43H117ZM194 44H195V43H194ZM204 44H205V42H204ZM227 44H228V43H227ZM227 44H225V45H227ZM252 44H253V43H252ZM2 45H3V44H2ZM40 45H41V46H40ZM80 45H81V48H80ZM161 45H162V44H161ZM168 45H169V44H168ZM175 45H177V44L175 43ZM178 45H180V44H178ZM188 45H189V44H188ZM209 45H208L207 47H211V46H209ZM221 45H220L219 49L223 48ZM253 45H254V44H253ZM258 45H259V43H258ZM258 45L256 46L257 48H258ZM69 46H70V47H69ZM164 46H165V45H164ZM180 46H181V45H180ZM198 46H199V45H198ZM200 46H201V45H200ZM203 46H205V45H203ZM216 46H217V45H216ZM218 46H219V45H218ZM237 46H238V47H237ZM246 46L249 47V48H247L248 50H250V47L253 48L252 50H255V49H254L255 45H254V46L246 45ZM0 47H1V46H0ZM3 47H4V46H2L1 49H2ZM5 47H7V46H5ZM19 47H17V48H19ZM36 47H37V48L39 47V48L37 49ZM89 47L91 48V46H89ZM114 47H115V46H114ZM212 47H211V49L209 48V51L212 50ZM224 47H225V46H224ZM243 47L245 48V46H243ZM243 47H242V48H243ZM12 48H13V46H12ZM12 48H9V49L12 50ZM78 48H79L80 50H79ZM90 48H89V49H90ZM163 48H164V47H163ZM169 48H170V47H169ZM172 48H173V50H174V47H172ZM179 48H180V47H179ZM184 48L186 49V47H184ZM187 48H188V46H187ZM199 48H200V47H199ZM234 48H233V49L230 48L231 53H232V54H231V53H230V54H231L232 56H233V54H235V49H234ZM68 49H67L66 51H68ZM159 49H160V48H159ZM164 49H165V48H164ZM180 49H182V47H181ZM214 49H215V48H214ZM237 49H236V50H237ZM245 49H246V48H245ZM247 49H246V50H247ZM2 50H4V49H2ZM37 50H38V51H37ZM41 50H42V51H41ZM206 50H207V48H206ZM224 50H225V49H224ZM232 50H233L234 52H232ZM13 51H14V50H13ZM35 51H36V52H35ZM40 51H41V52H40ZM58 51L60 52V49L57 50V53H59ZM82 51H83V50H82ZM108 51H109V50H108ZM158 51H159V50H158ZM161 51H162V49H161ZM169 51L172 53V51H171L170 49H169ZM177 51H179V50H177ZM181 51H182V50H181ZM216 51H217L218 53H220V55H221V53H222L221 51H220V52H219V50H216ZM222 51H223V50H222ZM227 51H228V49L226 50V52H227ZM262 51H263V50H262ZM61 52H63V54L66 56V58H67V54H69V57H70L69 60L72 59L71 57H74V55H73L74 53L72 52V54H71V53H70L71 51H68L69 53H67V52H65V49H62ZM164 52H165V51H164ZM192 52H193V51H192ZM192 52L190 51V53H192ZM204 52H206V53H203V54H204L203 56H205V57L208 56V54H207L208 50L205 51V48H204ZM239 52H242V51L240 50ZM239 52H238V51L236 52L237 57L234 56L236 59H238V53H239ZM257 52H258V51H257ZM10 53H11V52H10ZM80 53H81V52H80ZM139 53H141V52L138 51V57H139V55H141V54H139ZM160 53H161V52H160ZM179 53H180V52H179ZM194 53H195V52H194ZM194 53H193V56L190 55V57H191V56L194 57V56L197 54V53H195V54H194ZM209 53H211V52H209ZM218 53H217V54H218ZM250 53H252V52H249V54H250ZM262 53H264V52H262ZM6 54H7V53H6ZM6 54H5V55H6ZM20 54H21V55H20ZM25 54H26V55H25ZM63 54H62V53L59 54V55H58L59 58H58L57 55H56V53H55L56 56L53 55V57H54V58L56 57L57 59H56V58H55V59L53 58L52 62H53V63H54V62L57 63L58 59H59V61H61V57H60V55L63 56ZM70 54H71V55H70ZM148 54H149V53H148ZM148 54H147L146 57H148ZM157 54H159V52H158ZM162 54H163V52H162ZM177 54H178V52H177ZM177 54H176V55L174 54V55L177 56ZM181 54H182V53H181ZM205 54H207V55H205ZM211 54H212V53H211ZM214 54H215V53H213V55H214ZM236 54H235V55H236ZM240 54H241V53H239V55H240ZM244 54H245V52H244L243 54H241V56L243 55L242 57H245L246 55L244 56ZM260 54H261V53H260ZM260 54H259V55H260ZM12 55H11V56H12ZM19 55H20V56H19ZM78 55H79V54H78ZM164 55H165V54H163L162 56H164ZM178 55H179V54H178ZM188 55H189V54H188ZM209 55H210V54H209ZM222 55H224V53H223ZM0 56H1V55H0ZM2 56H3V54H2ZM11 56H10V60H11ZM15 56H12V57L15 58ZM24 56H25V57H24ZM65 56H63V57H65ZM75 56H77V55L75 54ZM149 56H150V54H149ZM151 56H152V55H151ZM151 56H150V58H151ZM154 56H155V54H154ZM154 56H152V57H154ZM160 56H161V55H160ZM160 56H158V57H160ZM168 56H169V55H168ZM214 56H216V54H215ZM241 56H240V57H241ZM248 56H249V55H248ZM5 57H6V56H5ZM37 57H38V56L36 55V59H37ZM81 57H82V56H81ZM158 57H157V58H158ZM181 57H182V56H181ZM190 57H188V59H189ZM192 57H191V59H190V60H192V62L190 61L191 63H189V61H188V63H189V64H192V65H195L196 62H198L199 59H198V57H196V56L194 57L195 59H192ZM205 57H201V60H202V59H206ZM211 57H212V56H211ZM218 57H219V54H218V56L216 57V62H217V58H218ZM221 57H222V56H221ZM227 57H229V56H227ZM242 57H241V58H242ZM253 57H254V56H253ZM3 58H4V56H3ZM48 58L50 59V57L45 58L46 60L43 59L44 61H46L45 63L50 62V60L47 62V59H48ZM74 58H75V57H74ZM74 58H73V60H74ZM76 58H77V57H76ZM84 58H85V56H84ZM136 58H137V57H136ZM141 58H143L142 55H141ZM141 58H139V63H140V61H141ZM162 58H163V57H162ZM162 58H161V59H162ZM208 58H209V57H208ZM213 58H215V57H213ZM235 58H234V59H235ZM251 58H252V57H251ZM1 59H2V58H1ZM6 59H7V58H6ZM6 59H5V60H6ZM12 59H13V58H12ZM51 59H52V57H51ZM64 59H65V58H64ZM174 59H175V57H174ZM196 59H197V61H196ZM219 59H220V57H219ZM219 59H218V62H219L221 59H223V58H221L220 60H219ZM228 59H229V58H228ZM231 59L233 60V57H232ZM231 59H230L229 64L233 63V62H231ZM246 59H247V58H246ZM253 59H256V58H253ZM8 60H9V58H8ZM15 60H16V59H15ZM15 60L13 59V61H15ZM26 60H23V62L26 61ZM54 60H55V61H54ZM65 60H66V59H65ZM133 60H134V59H133ZM133 60H132V61H133ZM152 60H155V58H154V59H151V62H152ZM163 60H164V58H163ZM163 60H161V61H163ZM193 60H194L195 62H194ZM201 60H199V64H200V65L197 63V65H195L194 67H196V68L199 67V70L197 69L199 73H200V71H202L203 69H205V70H204L205 72L202 71V72L200 73V74H201V78H203L204 76H202V75H204V74L206 75V72H207V70H208L209 68H208V67H207L208 69H207V68H202L201 66H202V64H205V65H203V67L209 66L208 62H206V60L209 61V59H206V60H205V62H206L208 65H207L205 62H203V60H202V61H201ZM225 60H227V59H225ZM0 61H1V64H0V65H4V66H0V67H1L0 69H2V71H0V74H2V75L4 74L3 76L0 75V76H1V77H0V78H1V79H0V80H1L0 83H2L3 85H4L5 83H6V85H9V84H11V83L13 82V78H12V76L15 75V74L18 75V74L20 73V72L17 73L18 70H19L18 68H19L20 65L17 64V65H18V66H16L17 68H16L15 65H14V68H16V69H18V70L15 69V70H16V71H15V70H9V69H8V70H7L8 72H6V70H5V69H6L5 61H4V60H3V61L0 60ZM13 61H12V62H13ZM39 61L41 62V60H39ZM75 61H76V60H75ZM135 61L137 62L138 59H137V60L135 59ZM144 61H145V58H144ZM167 61H168V63H169V59H168ZM221 61H222V60H221ZM243 61H245V60H243ZM243 61H242V62H243ZM259 61H260V60H259ZM6 62H8V61H6ZM9 62H10V61H9ZM31 62H33V61H31ZM31 62H30V63H31ZM65 62H68V60L65 61ZM151 62H150V63H151ZM159 62H160V61H159ZM159 62H158V63H159ZM163 62H164V65H165V64H166V63H165L166 61H163ZM163 62H162V63H163ZM174 62H175V60H174ZM185 62H186V61H185ZM193 62H194V63H193ZM201 62H203V63L201 64ZM211 62H212V60L209 61V63H211ZM218 62H217V63H218ZM224 62H226V61H224ZM239 62L242 63L240 59H239ZM239 62H238V61H237V62L235 61V63H233V64H234V65H235V64H239ZM247 62H248V61H247ZM251 62H252V61H251ZM251 62H250V63H251ZM255 62H257V61H255ZM255 62H254V64H256ZM3 63H4V64H3ZM33 63H34V62H33ZM38 63H39V62H37V64H36V62H35L33 65L35 66V64H36L35 67H37ZM42 63H44V62H42ZM45 63H44V64H45ZM62 63L64 64V60L61 61V63H59V65H56L55 67H57V68H58V66H59V67H62V65H63ZM69 63H70V62H69ZM87 63H88V62H87ZM137 63H138V62H137ZM141 63H143V62H141ZM145 63H146V61H145ZM153 63H154V61H153ZM153 63H151V65H149V66H151L152 68H154V67L156 68L157 65H154ZM156 63H157V62H155V64H156ZM180 63H181V62H180ZM186 63H187V62H186ZM186 63H185V64H186ZM217 63H215V61H213L212 65H211V68L213 67V68L215 69L216 66L213 65V64H217ZM7 64H8V63H7ZM10 64H12V63H10ZM20 64H21V63H20ZM22 64H23L22 68L25 69L26 66L24 67V63H22ZM25 64H26V62H25ZM40 64H41V63H40ZM40 64L38 65V68H39V69H46V68H43V65L40 66ZM50 64H51V63H49V65L46 64V65H44V67H48L47 69H50V70H51V68H52L51 65H53V64H51V65H50ZM61 64H62V65H61ZM124 64H125V63H124ZM133 64H136V63H133ZM169 64H170V63H169ZM169 64H167V66H169ZM182 64H184V63H182ZM182 64H181V65H182ZM185 64H184V65H185ZM219 64H220V62L217 64V65H218L217 68L219 67ZM222 64H223V63H222ZM224 64H226V63H224ZM242 64H243V63H242ZM244 64L246 65V62H245ZM257 64H259V62H258ZM257 64H256V65H257ZM261 64L263 65V63H261ZM28 65L31 66V67L33 66L32 63H31V65H30V64H27V66H28ZM54 65H55V63H54ZM140 65H141V64H140ZM143 65H144V63H143ZM143 65H142V67H143ZM152 65H154V67H153ZM159 65H160V64H158V66H159ZM184 65H183V66H184ZM198 65H199V66H198ZM234 65H233L234 68H236V66H238V65H236V66H234ZM239 65H240V64H239ZM256 65H255V66H256ZM10 66H11V65H10ZM29 66H28V67H29ZM39 66H40V67H39ZM49 66H50V67H49ZM129 66H132V65H129ZM129 66H128V67H129ZM135 66H138V65L136 64ZM167 66H166V67H167ZM172 66H174V65H171V68H172ZM179 66H180V65H179ZM186 66H187V65H186ZM214 66H215V67H214ZM223 66H224V65H223ZM240 66H241V65H240ZM240 66H239V69H240ZM246 66H247V65H246ZM2 67H3V68H2ZM7 67H8V65H7ZM28 67H27L26 69H28ZM35 67H34V68H35ZM41 67H42V68H41ZM55 67H54V69H56ZM140 67H141V66H139L138 68L136 67V68L139 69ZM162 67H163V66H162ZM190 67H191V66H190ZM190 67H188V68L186 67V68H187V69H190ZM192 67H193V66H192ZM192 67H191V68H192ZM209 67H210V66H209ZM224 67L226 68V66H224ZM228 67H229V66H228ZM231 67H232V66H231ZM231 67H230V68H231ZM241 67L243 68V66H241ZM244 67H245V66H244ZM256 67L258 68V66H256ZM260 67H261V66H260ZM4 68H5V69H4ZM34 68H32V69L30 68V69H29V72L32 71L33 74H34V71H33ZM125 68H126V67L122 68V71H123V69H125ZM130 68L132 69L133 67H130ZM136 68H135L134 70H136ZM155 68H154V69H155ZM157 68H158V67H157ZM159 68H160V67H159ZM167 68H168V67H167ZM180 68H181V67H180ZM184 68H185V66H184ZM184 68H182V69L184 70ZM196 68H193V70L190 69L191 72H189V73H190V74H189V77H190V75L192 76L191 73H193V75H197V74H198V75H197V78L194 77V76H193V77H194V79L196 78L198 81H200V80H199L200 75H199V73L196 71ZM200 68H202V69L200 70ZM222 68H223V67H222ZM230 68H229V69L226 68L227 72L229 71V72H228L229 75H231V73H232V72L230 73V70H232V69H230ZM3 69H4V70H3ZM24 69H22V70H24ZM35 69H36V68H35ZM39 69H36V70H35V74L38 73ZM60 69H61V68H60ZM116 69H117V68H116ZM120 69H121V68H120ZM140 69H142V68H140ZM145 69H146V68H145ZM160 69H161V68H160ZM160 69H159V70H160ZM164 69H165V67H164ZM172 69H174V67H173ZM214 69H213V71H215ZM218 69L221 70V67L218 68ZM248 69H249V66H248ZM251 69H252V68H251ZM251 69H250L249 71H252ZM37 70H38V71H37ZM118 70H119V69H118ZM125 70H129V69L127 68V69H125ZM147 70L149 71V68H148ZM147 70H146V71H147ZM150 70L153 71V69H150ZM155 70H156V69H155ZM155 70H154V71H155ZM159 70H158V71H159ZM162 70H163V68H162ZM162 70H160V71H162ZM169 70H171V69H169ZM194 70L197 72L196 74H195V71H194ZM220 70H219V71H220ZM236 70H238V68H237ZM253 70H255V67H253ZM3 71H5L6 74L3 73ZM19 71H21V69H20ZM26 71H27V70H26ZM47 71L49 72V70H46V71H45V70H43V71L41 70L40 73L43 74L44 72H47ZM71 71H72V70H71ZM71 71H70V72H71ZM129 71L131 72V70H129ZM138 71H139V70H138ZM148 71H147V72H148ZM160 71H159V72H160ZM164 71H165V70H164ZM172 71H173V70H172ZM178 71H179V70H178ZM192 71H194V72H192ZM209 71H211V69L208 70V73H209ZM232 71H233V70H232ZM243 71H245V70L243 69ZM42 72H43V73H42ZM48 72H47V73H48ZM116 72H121V71H117V70H116ZM155 72H156V74H157V70H156ZM159 72H158V75H159ZM179 72H180V71H179ZM181 72H182V71H181ZM215 72H216V71H215ZM220 72H221V71H220ZM220 72H216V73H213V74L216 75L217 73H220ZM236 72H237V71H236ZM241 72H242V71H241ZM246 72H247V70H246ZM49 73H50V72H49ZM148 73H151V72H148ZM148 73H147L146 76L149 75ZM186 73H188V72H186ZM221 73H223V72H221ZM221 73H220V74H221ZM228 73H225V71H224V76L226 77V75H227ZM244 73H245V72H244ZM252 73H253V71H252ZM254 73H255V71H254ZM28 74H30V73H28ZM35 74H34V75H35ZM51 74H52V72H51ZM122 74H123V73H122ZM126 74H129V72L126 73ZM153 74H154V73H153ZM183 74H184V73H183ZM213 74H212V75H213ZM236 74H237V73H236ZM247 74H248V73H247ZM247 74H246V75H247ZM249 74H250V73H249ZM256 74H257V73H256ZM34 75H32V73H31V76H30V75H27V76L25 77V79H27V77H29V79L31 80V78H32ZM67 75H68V73H67ZM112 75H114V72H113ZM115 75H116V74H115ZM118 75H119V74H118ZM120 75H121V74H120ZM150 75H151V74H150ZM150 75H149V76H150ZM158 75H157V77H159ZM180 75H181V73H180ZM208 75H209V74H208ZM222 75H223V74H222ZM232 75L234 76L235 74H232ZM232 75H231V76H232ZM39 76L41 77V75L38 74V77H39ZM63 76H64V75H63ZM122 76H123V75H122ZM149 76H148V77H149ZM160 76H161V75H160ZM163 76H164V75H163ZM177 76H178V74H177ZM184 76H185V75H184ZM198 76H199V78H198ZM216 76H217V75H216ZM218 76H219V78H220V75H219V74H218ZM218 76H217V77H218ZM30 77H31V78H30ZM60 77H61V76H60ZM60 77H59V78H60ZM109 77H111V75H109ZM208 77H211V75L208 76ZM208 77H207V78H204V82H205V81L208 82V80H209ZM213 77H214V75H213ZM213 77H212V78H213ZM217 77H215V79L213 80L214 83H215V82L217 83V80H218L219 82H220V81H221V82H224V80L222 81V78H223V77L220 78L221 80H220V79H217ZM253 77H255V76H253ZM256 77H257V79H256ZM256 77H255L254 79L252 78V75H250V77H246V78H248L247 80H249V78H252L253 81L250 79V81L252 82V83L250 84L249 81H245L246 79H244L243 82L248 83V84H246L245 86H247V85H249V84H250L251 86H253V84H254L253 82L258 81V77H259V75L257 74ZM16 78H17V77H16ZM56 78H57V77H56ZM63 78H64V77H63ZM106 78H107V77H105V80H106ZM115 78H116V77H115ZM120 78H122V77L120 76ZM159 78H160V77H159ZM167 78H168V77H167ZM172 78H173V77H172ZM185 78H186V77H185ZM201 78H200V79H201ZM238 78H239V77H238ZM241 78L243 79L242 76H241ZM25 79L18 80V81H15V82H16V84H17V82H19V81L21 82V81H23V80H25ZM29 79H28V80H29ZM32 79H33V80H31L32 83L36 82V84H37L38 81L35 80V79H39V80H40V78H37L36 76H34V78H32ZM108 79H109V78H108ZM154 79H155V78H154ZM176 79H177V78H176ZM186 79H187V78H186ZM186 79H185V80H186ZM190 79H191V77H190ZM192 79H193V78H192ZM194 79H193V80H194ZM196 79H195V81L198 83V81H197ZM207 79H208V80H207ZM223 79H224V78H223ZM225 79H227V78H225ZM228 79H229V77H228ZM230 79H232V78H230ZM15 80H16V79H15ZM30 80H29V82H31ZM34 80H35V81H34ZM61 80H62V79H61ZM81 80H82V79H81ZM81 80H80V81H81ZM86 80H87V77H86ZM90 80H91V79H90ZM109 80H111V79H109ZM112 80H113V79H112ZM155 80H156V79H155ZM159 80H160V79L157 78V81H159ZM162 80H163V82H164L165 79L162 78L160 81H162ZM166 80H167V79H166ZM166 80H165V82H166ZM173 80H174V79H173ZM178 80H179V79H178ZM183 80H184V79H183ZM193 80H192V82L194 83ZM202 80H203V79H202ZM239 80H240V79H239ZM77 81H78V80H77ZM92 81H93V80H92ZM97 81H98V80H97ZM99 81H100V80H99ZM103 81H104V79H103ZM106 81H107V80H106ZM157 81H156V82L154 81V84H155V83H158ZM187 81L189 82L190 80L187 79L186 82H187ZM210 81H212V79H210ZM213 81H212V83H213ZM227 81H228V80H227ZM233 81H234V80H233ZM25 82H26V81H25ZM25 82H24V83H25ZM62 82H63V81H62ZM62 82H61V84H63V86H64V83H65V82H63V83H62ZM70 82L72 83V80H71ZM70 82H69V84H70ZM95 82H96V80H95ZM95 82H93L94 85H96ZM107 82L109 83V81H107ZM110 82H111V81H110ZM188 82H187V83H188ZM192 82H190V85L192 86V89H193L194 86L196 87V88L194 87V88H195L194 90H195V93H196V91L198 90V87H197V86H198L199 84L194 83V85H192ZM200 82H201V81H200ZM204 82H203V84H204ZM225 82H226V81H225ZM225 82H224V83H225ZM235 82H236V80H235ZM32 83H31L30 86H32V87H36V84H35V83L32 84ZM50 83H52V82H50ZM79 83H80V84H83V85H84V84L86 85V81L83 83V80H82L81 82H79ZM79 83L77 82V84H79ZM87 83H88V82H87ZM161 83H162V82H161ZM178 83H179V82H177V84H175V87H178V89H179V86H178V85H181V83L184 85V82H183V81H182L180 84H178ZM212 83L210 84V82H208V84H210V85H209L210 87H211V85H212V86H215V85H216V83H215V85H214V83H213V84H212ZM238 83H239V82H238ZM2 84H0V88L3 86ZM16 84L14 83V86H15ZM22 84H23V83H22ZM26 84H27V82H26ZM29 84H30V83H29ZM39 84L41 85L40 81H39ZM59 84H60V83H58V85H59ZM67 84H68V83H67ZM74 84H75V83H74ZM80 84H79V85H80ZM133 84H134V83H133ZM154 84H153V85H154ZM165 84H166V83H165ZM171 84H172V83H170V85H171ZM195 84H197V86H196ZM203 84L201 83L200 88L202 87ZM206 84H207V83H206ZM20 85H21V84H20ZM24 85H25V84H23V86H24ZM34 85H35V86H34ZM52 85H53V84H52ZM58 85L55 84V86H58ZM71 85H72V84H71ZM83 85H82V86H83ZM85 85H84V87H85ZM101 85H102V84H101ZM108 85H109V84H108ZM108 85H107L106 87L109 88L110 86H108ZM135 85H136V84H135ZM172 85H174V84H172ZM176 85H177V86H176ZM183 85H182V86H183ZM188 85H189V83H188ZM188 85L185 83V86L187 87V90H188V92L190 93V91H191L192 89L190 88L191 90H189ZM221 85H223V84L221 83ZM226 85H227V84H226ZM236 85H237V84H236ZM242 85H243V87H242L241 85H240V86H241L242 88H245L244 83H243ZM250 85H249V86H250ZM16 86H17V85H16ZM16 86H15V89L18 88L19 93H20V89L22 88V86L20 87V89H19V85L17 86V88H16ZM26 86H27V85H25V88L30 87L29 85H28L27 87H26ZM38 86H39V85H38ZM92 86H93V85H92ZM102 86H103V85H102ZM144 86H146V87H145V89H146L148 85H147V84H144ZM159 86H162V85H159ZM182 86H181V87H182ZM203 86H204V89H207V88L210 89V87H206L205 85H203ZM207 86H208V85H207ZM216 86H217V85H216ZM238 86H239V85L236 86V87H237L236 90L238 89V91H236V93H237V92L240 93L239 91H241V90H239ZM12 87H13V86H12ZM53 87H54V86H53ZM58 87H59V86H58ZM64 87L67 88V85L64 86ZM64 87H62L63 90H64V92L61 91L62 89H61L60 91L62 92V95L64 94V95H63V98H64V100H65V98H67L66 96H68V95H65V94H67V93L65 92V90H67V89H66V88L64 89ZM73 87H74V88H73ZM77 87H78V88H77V91H81V90L79 89V86H77ZM84 87H81V85H80V88H84ZM86 87H87V85H86ZM90 87H91V85H90ZM98 87H99V85H98ZM137 87H138V86H137ZM139 87H141V86H139ZM142 87H143V85H142ZM151 87H152V86H151ZM153 87H154V86H153ZM153 87H152V88H153ZM157 87H158V86H157ZM171 87H172V86H171ZM218 87H219V86H218ZM241 87H240V88H241ZM25 88H24V89H25ZM72 88H73V89H72ZM87 88H88V87H87ZM95 88H97V87H94V89H95ZM100 88H101V87H100ZM108 88H106L105 90H107ZM134 88H135V87H134ZM148 88L150 89V87H148ZM152 88H151V89H152ZM158 88H159V87H158ZM158 88H157V89H158ZM183 88H184L183 90H185V94H186V93H187V92H186L187 90H186L185 87H183ZM200 88H199V91L202 92V89H203V88H202L201 90H200ZM212 88H214V87H212ZM212 88H211V89H212ZM216 88H217V87H216ZM223 88H224V87H222L221 90H223ZM225 88H227V89L229 90L228 86H226ZM7 89H9V88H7ZM7 89H6V90H7ZM15 89H13V90L10 89V90L12 91V92H11V93H12V95H11V99H12L13 95H16V94H17V93L14 94L15 92L18 91V90H15ZM69 89H70V85H69V88H68V94H69L70 90H74L73 93H70L71 95L74 94V92H76V90H75V89H76V85L72 86L70 90H69ZM78 89H79V90H78ZM91 89H92V88H91ZM103 89H104V88H103ZM103 89H101V90L103 91ZM136 89H137V91H138L139 88H136ZM145 89H144V87L142 88V90H144V91L146 92ZM151 89H150V90H151ZM155 89H156V88H155ZM173 89H174V93L178 94L177 92H175V88H174V87H173ZM173 89H172V90H173ZM204 89H203V90H204ZM209 89H207L206 95H204V97L207 96L208 92H210ZM219 89H220V88H219ZM27 90H28V89H27ZM85 90H86V89H83V90L81 91L82 93H80V92H76V95H77V93H78V94L80 93V95L83 94ZM88 90H89V91H88V92H89V93H88V97L90 98L89 100H92V101H93V99H94V101H95V98H97L98 96H96L95 98L91 99V97H94V96H91V92H90V91H92V90H90V89H88ZM96 90L99 91V89H96ZM101 90H100V91H101ZM126 90H127V89H126ZM128 90H129V89H128ZM132 90H133V89H132ZM147 90H148V89H147ZM150 90H149V91H150ZM170 90H171V89H170ZM172 90H171V91H172ZM179 90H181V89H179ZM215 90L219 91L218 89H215ZM242 90H243V89H242ZM246 90H247V89H246ZM2 91H3V90H2ZM8 91H9V90H8ZM98 91H97V92H98ZM102 91H101V92H102ZM122 91H123V90H122ZM137 91L132 92V93H134L133 96H135L136 98H137L138 96H136L135 93H137V94H139V95L141 94V93H139L140 91H138V92H137ZM181 91H182V90H181ZM192 91H193V90H192ZM217 91H215V92L217 93ZM225 91H227V90H225ZM3 92H4V91H3ZM13 92H14V93H13ZM29 92H30V90H29ZM51 92H52V91H50V94L52 95ZM71 92H72V91H71ZM86 92H87V91H85V93H86ZM97 92H95V93L93 92V93H94V94H97ZM126 92H128V91H126ZM141 92H142V91H141ZM145 92H144V93H145ZM150 92H151V91H150ZM150 92H148V93H150ZM178 92H179V91H178ZM183 92H184V91H183ZM193 92H194V91H193ZM201 92H198V94L201 93ZM211 92L213 93V91H211ZM211 92H210V93H211ZM233 92H235V90H234ZM8 93H9V92H8ZM8 93H7V94H8ZM22 93H23V92H22ZM35 93H36V92H35ZM54 93H55L56 95H54ZM104 93L106 94L107 92L105 91ZM104 93H103L102 95H104ZM142 93H143V92H142ZM151 93H152V92H151ZM189 93H188V94H189ZM191 93H192V92H191ZM191 93H190V94H191ZM195 93H194V95H196ZM202 93H203V92H202ZM204 93H205V90H204ZM204 93H203V94H204ZM210 93L208 94V95H210V96H208V97H212V95L214 96V94H210ZM216 93H215V95H218V94H219V92H218V94H216ZM221 93H223V91H221L220 94H221ZM226 93H228V91L225 92V93H223V94H224L225 96L230 95V94L227 95ZM231 93H232V92H231ZM236 93H233V94H231L230 96H232V95H236ZM238 93H237V95H238ZM2 94H3V93H1L0 95H2ZM7 94H6V95H7ZM20 94H21V93H20ZM26 94H27V92H26ZM26 94L24 93V94H22V95L27 96ZM50 94L48 93L49 96L46 95V96H48V98H47L45 95H42V96H40V99H39L38 96L41 95V94H39L38 96H36L35 94H32V95L36 96V98L33 97L32 95H30V96H32V99H30L29 102H28L27 99H29V98H31V97H30V96H29V98L25 97V100H26L27 103H29V104H30V101H31V100H34V98L37 99V97H38L37 100H34V103H32V104H30V105H26V106H28V107L25 106V110H26V108H27L29 111H30V110L32 111L31 113H29V111L26 112L27 110H26V111L23 110L24 108H23V106H22V104H21V103H23V102H19V101H18V100H20V98L22 99V97H20L19 94L16 95V96H18V97L14 96V99H15V98H18V100H17V99H15V101L13 100L14 103H13V101L11 100L13 106H16V105L18 104L17 102H19V103L21 104V105H20V108H21V106H22V108H23V109H21L22 112L25 111L26 113H28V114L31 115V116L35 114L33 118L37 117L36 121L40 120V121H38V122H40V125H44V127L46 128V130H45V128H44V131H43V128H42L43 126H39V125L37 126V127H39V128H37V130H41L40 128H42V131H41L42 133L45 132V131H47V130H49V129H51V128L48 127L50 124L46 127V124H45V123L43 124V122H44V120H45L46 123H48V120H49L48 115H49L50 113L53 112V111H52L53 108H55V107L57 108V106H58V105H56V106L54 107V104H53V103H50V99H51ZM58 94H59V95H58ZM94 94H92V95H94ZM99 94H101V93L98 92L97 95H99ZM203 94H202L201 97H203ZM223 94H222V96L224 97ZM6 95H5V96H6ZM9 95H10V94H8V97H6V98L9 99V97H10ZM57 95H58L59 97H57ZM102 95H101V96H102ZM106 95H107V94H106ZM106 95H104L103 97L106 98ZM122 95H124V94H122ZM129 95H130V93H129ZM131 95H132V94H131ZM171 95H173V93H172ZM180 95H184V94H181V92H180ZM180 95H178V97H179ZM3 96H4V95H3ZM5 96H4V97H5ZM43 96H45V97L47 98V100H49V102H45V103H47V105H49V104L52 105V104H53V106H52V107H53L52 110L50 109L51 107H48V106L45 104V107H46V108H44V110H43L42 112H39V113H38V112L33 113L34 111H40V109H41L42 106L44 107V105H42L40 108H38L39 106L37 105L36 107H37V109H39V110H36V107H34V108H35L34 111H33V109H30V106H31V108H32L33 106L36 105V103H37L38 101L41 102V100H42L41 97H43ZM54 96H56V97L58 98V100H56V101H59V102H60V101H61V102L63 101V100H62L63 98H61V100H59L60 97H62L61 94H60L59 92H58V93H57L56 91L53 92V95H52L53 100H54V98H56V97H54ZM82 96H85V95H81V96H78V97L75 96V95H74V97L72 96V97L76 100V102H74V103L77 104V101H78V104H79L80 106H82L83 104H85V103H83V102L81 101V100H84V98H82ZM86 96H87V93H86ZM90 96H91V97H90ZM119 96H120V95H119ZM184 96H185V97H183V99H184V100H187V99H186V95H184ZM199 96H200V95H199ZM199 96H198V97H199ZM219 96H220V95H219ZM222 96H220L219 99H221ZM45 97H44V98H45ZM76 97H77V98H76ZM79 97L81 98L80 101H79V99H78ZM122 97H123V98L120 97L121 100L124 99L125 95L122 96ZM129 97H130V96H129ZM135 97L132 98V96H131L130 98H132L131 100L134 99L135 102H136L137 99H136ZM173 97H174V96H173ZM187 97H188V96H187ZM208 97H205V98L208 99ZM215 97H216V96H215ZM234 97H236V96H232V100L234 99ZM1 98H3V97H1ZM1 98H0V103H2V101H4V100H2ZM6 98H5V99H6ZM26 98H27V99H26ZM68 98H70V96H69ZM68 98L66 99L67 101H65V102L63 101V102H62V106L65 107V109H64L62 106H61V107H62L61 109H62V112H64V110H65V112H66V109H68L67 107H68V105L70 104V105H69V106H70V107H69V111H70V112L68 111V114H69V115L72 114V115H71V116H72V117H71V120H72L74 117L76 118L77 115H78V114H77V115L73 114L74 112H76V111L78 110V108H77V110L74 109V107L76 108L78 104L76 105V104L71 103V102L69 103L68 101H69L70 99H68ZM99 98H100V96L97 98V100H96L97 102L95 101V103H94L95 106H96V105L98 106L97 103H98V101L100 100ZM104 98L101 97V99H103V100H104ZM117 98H119V97L117 96ZM120 98H119V99H120ZM125 98H126V97H125ZM176 98H177V95H176V97H175V100H176ZM180 98H182V96H180ZM180 98H177V99H180ZM199 98H200V97H199ZM199 98H198V99H199ZM98 99H99V100H98ZM127 99H128V98H126V99H124V100H127ZM198 99H196V100H198ZM207 99H206V102L208 103V102L212 101L214 98H213L212 100L208 99V101H207ZM219 99H218V101H219ZM16 100H17V102H16ZM22 100H23V99H22ZM22 100H21V101H22ZM87 100H88V99H87V97H86V100H85L86 103H90V102H91V101L88 102L89 100H88V101H87ZM131 100L129 99V100H127V102L130 101V104H131V103L134 104V101L132 102ZM144 100H147V99H144ZM200 100L202 101L203 98L200 99ZM215 100H217V98H215L214 101H215ZM227 100H228V98H227ZM11 101H10V99H9V102H10V103H11ZM26 101H24L25 104H26ZM54 101H55V100H54ZM54 101H53V102H54ZM56 101H55V102H56ZM71 101L73 102L72 99H71ZM100 101L102 102V100H100ZM100 101H99V105H101V104L103 103V102L101 103ZM115 101H116V100H115ZM115 101H114V102H115ZM138 101H140V100H137V103H138ZM179 101H180V100H179ZM179 101H178L177 103H179ZM201 101H198L197 103L200 104V103H202ZM204 101H205V100H204ZM214 101H212V102H214ZM218 101H217V102H218ZM229 101H230V99H229L227 102L229 103ZM7 102H8V100H7ZM7 102H3V104H0V107H2V108L0 109V111H1V114H0V118H1V119H0V120H1V121H0V124H1L2 122L5 124V122L3 121L4 118H6V119L8 120V119H9V116H10V118L13 117V116H12L13 112H12L11 114L9 113L10 111H14V110H15V109H11V108L13 107L12 104H11L12 107H10L11 110H10V109H7L8 112H7V111H6V112H2V110H3L4 108H7V107L9 108L10 103L8 102V103H9V104H8ZM40 102H39V104L41 105ZM51 102H52V99H51ZM59 102H58V103H59ZM112 102H113V101H112ZM119 102H120V101H119ZM123 102H124V104L122 103V104H119V105H121V106L123 105V106H124V105L129 104V102H128V103H126V101H123ZM147 102H148V101H147ZM147 102H145V103H147ZM174 102H176V101H174ZM194 102H195V101H194ZM227 102H226V100H225V103H221V105H227V104H228ZM16 103H17V104H16ZM65 103H66L67 105H63V104H65ZM81 103H82V104H81ZM104 103H105V102H104ZM120 103H121V102H120ZM137 103H135V104H137ZM215 103H216V102H215ZM6 104H7V105H6ZM55 104H57V103H55ZM110 104H111V102H110ZM132 104H131V105H132ZM138 104H139V103H138ZM180 104H181V103H180ZM1 105H4V106L6 105L7 107H6V106L3 107V106H1ZM23 105H24V104H23ZM74 105H76V106H74ZM79 105H78V106H79ZM92 105H93V103H92ZM92 105H91V106H92ZM131 105H129V107H130ZM178 105H179V104H178ZM201 105H203V107H204V104H203V103H202ZM201 105H200V108H202ZM205 105H206V106H209L210 104L208 105V104L205 103ZM17 106H18V105H17ZM71 106H72V107H71ZM73 106H74V107H73ZM80 106H79V107H80ZM83 106L86 107V108H85V109H86L85 111H87V104H85V105H83ZM89 106H90V104H89ZM89 106H88V107H89ZM101 106H102V105H101ZM114 106H115V105H114ZM121 106H120V107H121ZM135 106H138V105H135ZM217 106H219L218 103L215 104V107H217ZM84 107H81V109H79L78 111H80V113H81V111H82V109H84ZM92 107H93V106H92ZM98 107H99V106H98ZM118 107H119V106H118ZM120 107H119V108H120ZM127 107H128V105H127L126 107H124V108L126 109ZM133 107H134V105L131 106V109H132ZM13 108H14V107H13ZM15 108L18 109L19 106H18V108H17V107H15ZM20 108L18 109L17 114H18V113L22 114L21 112H19V111H20ZM47 108H49L50 111L48 112V115H44L46 112H45V113H43V112L46 111L45 109H47ZM71 108L74 109V110H73L74 112H73V111L71 112V110H72ZM96 108H97V107H96ZM107 108H108V107H107ZM113 108L115 109L116 107H113ZM121 108H122V107H121ZM121 108H120V109H121ZM124 108H123V109H124ZM134 108H135V107H134ZM134 108H133V109H134ZM204 108H205V107H204ZM210 108H211V107H210ZM42 109H43V108H42ZM49 109H48V110H49ZM63 109H64V110H63ZM70 109H71V110H70ZM90 109H91V108H90ZM93 109L95 110V108H93ZM120 109H118V110L116 109L115 112H116V111L118 112ZM100 110H101V109H100ZM100 110H98V111H100ZM103 110H104V109H102V111H103ZM111 110H112V109H111ZM111 110H110V111H111ZM128 110H130V108H129ZM51 111H52V112H51ZM58 111H59V110H58ZM102 111H101V112H102ZM110 111L107 109V115H109V116L111 117V116H112L111 114H114V113H111ZM15 112H16V111H15ZM15 112H14V116H19V114L16 115ZM25 112H23V113H25ZM60 112H61V111H59L58 113L60 114V118H61V114L63 115L65 112H64V113H60ZM88 112H92V110L89 111V108H88ZM88 112H85L87 116H88V114H89ZM93 112H94V111H93ZM101 112H100V113H101ZM104 112H106V110L103 111L101 114H102V115L105 114ZM108 112H110V114H109ZM112 112H113V110H112ZM117 112H116V113H117ZM2 113H4V114H2ZM5 113H6V114H5ZM7 113H8V114H7ZM58 113H56V114H58ZM80 113H79V114H80ZM82 113L85 114L84 111H83ZM87 113H88V114H87ZM42 114H43V116L47 117L48 120H46L47 118H46V119H45V118L42 119V117H43ZM65 114H66V116L68 115L67 112H66ZM65 114H64V115H65ZM91 114H92V113H91ZM6 115H7V116H6ZM24 115H26V114H24ZM36 115H38V116H36ZM39 115H41V117H40ZM69 115H68V116H69ZM86 115H84V116H86ZM89 115H90V114H89ZM1 116L4 117V118L2 119ZM56 116H57V115H56ZM68 116H67V117H68ZM78 116H82V115L80 114V115H78ZM94 116H95V115H94ZM97 116H98V114H97ZM99 116H100V115H99ZM105 116H106V114H105ZM105 116H104V117H105ZM19 117H21V116H19ZM22 117H24V116L22 115ZM25 117H26V116H25ZM28 117H29V116H28ZM28 117L25 118V119L27 120ZM58 117H59V115H58ZM63 117H64V116H62V118H63ZM69 117H70V116H69ZM69 117H68V118H69ZM88 117H89V116H88ZM107 117H108V116H107ZM204 117H205V116H204ZM207 117H208V116H207ZM31 118H32V117H31ZM31 118L29 117V119H31ZM40 118H41V119H40ZM62 118H61V119H62ZM68 118L65 119V117H64V120H67ZM75 118L72 120V123L77 124V123L79 122V120H78L79 117L76 118V119L78 120V122L75 121ZM80 118L83 120V116L80 117ZM111 118H112V117H111ZM6 119H5V121H7ZM12 119H15V117H13ZM12 119H11V120H12ZM29 119H28V120H29ZM53 119H55L54 121H56L57 118L54 117ZM61 119L58 118L57 121H58V120L61 121ZM81 119H80V122L78 123V124H79L78 127H77V128H78V131L80 132V130L82 129L83 131L81 130L82 132H80V134L83 135L84 130H85V133H84V134H85V135H88V133L90 132V130H88V129H86V128L89 127V129H92V126H91V125H92V122L95 121L97 118H96V119L94 118L95 120L92 119L93 121L90 122L91 124H87V125H90V126H86V125H85L86 127L84 126L83 123L86 122V121L88 122V120H91V119L88 118V119L86 120L85 117H84V119L86 120V121L83 120L84 122L81 121ZM109 119H110V118H109ZM11 120H10V121H11ZM62 120H63V119H62ZM104 120H105V119H104ZM41 121H42V123H41ZM54 121H53V122H54ZM68 121H69V120H68ZM68 121H67V123H66V121H64V122L66 123V125H65V123L63 122V124H64V125H63V129H65L64 127L67 126V128H66L65 130H68L69 128H71L73 131L76 130V128H75V127H76L75 124H74V125H71L72 123L70 124V123H68ZM74 121H75V122H74ZM69 122H70V121H69ZM81 122H82V123H81ZM56 123H57V122H56ZM88 123H89V122H88ZM94 123H95V124H94ZM94 123H93V124H94L93 127H94L95 125H97V124H98L97 127H98V126L100 127L99 123L96 124V121H95ZM9 124H10V123L8 122V124H6V125H9ZM37 124H39V123H37ZM51 124H52V123H51ZM57 124H58V123H57ZM67 124H68V125H67ZM69 124H70L71 127L69 126ZM85 124H86V123H85ZM6 125H5V128L7 129L8 132L5 131V128L1 127V126H3V125H0V128H1V129H0V133H2V135L0 136V138L3 137V133H4V132H6L7 135H8V133H9V136H10V137L7 136V138L9 139V141L11 142V144H13V145L16 146V147H18V146L20 147L19 142L17 143V144H18V145H17V144H15L14 141H13V140L15 139V137H14L15 134H14V131H13L12 127H10V125H9V126H6ZM55 125H56V124H55ZM80 125H81V126H80ZM82 125H83L85 128H83ZM101 125H103V124H101ZM68 126H69V127H68ZM73 126H75L74 129L72 128ZM7 127H10V128H7ZM50 127H51V126H50ZM53 127H54V126H53ZM61 127H62V124H61V126L58 127L59 129H58V128L56 129V131L54 132V134L56 133V134L58 135L59 130L63 131V129H60ZM79 127H80L81 129H79ZM102 127H104V126H102ZM2 128L4 129V131H3ZM47 128H49V129H47ZM107 128H108V129H107ZM109 128H110V127L102 128V129H104V130H101V132H100V136H99V139H98L100 143L103 142V144L106 145V143H104V142H108V140L110 139V136H109V135L111 134V133H110V130H111V129H109ZM113 128H114V127H113ZM115 128H116V127H115ZM115 128H114V129H115ZM9 129H12V130L10 131ZM33 129H34V128H33ZM71 129H70V130H71ZM93 129H95V127H94ZM96 129H97V128H96ZM106 129H107V130H106ZM114 129H112L111 132H112ZM34 130L37 131L36 129H34ZM65 130H64V131H65ZM72 130L70 131V132H72V135L69 136V134H70L69 131H68V133H67V134H68V138H70V137L72 138L71 141H70L69 139H67L68 141L65 142V143L67 144V146H69L70 143L74 140V139H73L74 134H73V131H72ZM86 130H88V133H87V134H86V132H87ZM9 131H10V132H9ZM12 131H13V132H12ZM26 131H27V130H25V132L23 131L24 133H23V132H22V133H21V132L19 133V131H18L19 134H21V135L23 134V136H21V140H22L23 137H24V138H28V137H25V133H26ZM30 131H31V130H30ZM30 131H29V133H28V131H27V134H30L33 130H32L31 132H30ZM57 131H58V133H57ZM61 131H60V133H61ZM78 131H77V132H78ZM103 131H105V133H103ZM106 131H109V135H108V133H107ZM41 132H35V133H39V134H40ZM47 132H48V133L50 132L49 134L51 135V131H47ZM10 133H12L11 135H12V138L14 137L13 139L11 138ZM33 133H34V132H32V134H33ZM6 134H4V135H5V136H4L5 139H4V138H2V139H4V140L7 141L8 139L6 138ZM13 134H14V136H13ZM27 134H26V135H27ZM32 134H31V135H32ZM39 134H38V135H39ZM54 134H52V135H54ZM56 134H55V136H52V137H51L52 139H54V140L57 141L56 144H55V142H53L54 140H51V138H50V140H49V141H50V144H49L48 141H46V143H45V144H47V145H46L47 149H49L50 147H54V145H56L55 148H57V146L60 148V146H59V145L61 144V143L59 142V138H60V136H61L60 140H62V139L65 140V137L67 138V135H66V133H65V135H64V132L62 133L63 135H60V134H59V135H60V136L58 135L59 137H56ZM101 134H103V135H101ZM45 135H46V136H45ZM45 135L41 134V135H39L40 137L38 136V137L40 138V139H38V141H40V142H36V140H35L36 137H31V138H34V144H35V143H37V144H38V143H41V144H42V142H43V144H44V141L47 140V137H48L47 133H46ZM75 135H78V134H75ZM107 135H108V137H107ZM32 136H33V135H32ZM62 136H63V138H62ZM64 136H65V137H64ZM79 136H80V135H79ZM79 136H78V137H79ZM105 136H106V137H105ZM43 137H44V138L46 137L45 140H44ZM76 137H77V136H75V139H76ZM104 137H105V141L103 140ZM41 138H42L43 141L41 140ZM55 138H56V139H55ZM29 139H30V136H29ZM29 139H27L28 141L25 140L26 142L23 140L24 143L21 144V145H22V146L26 145L25 149L27 150V147H28L29 152L31 151L30 154H31V153H32V154L29 156L30 159H31V157H32L31 160H30L29 158H27L28 155H29V152L27 151L28 154H26V153H25V149L22 150V146H21V149H18V148H17L16 150H14L16 147L14 148V146L11 145V144L9 143V145L12 146L13 151H16V153H20V150L23 151V152H21L22 154H20V156H22V157H19L20 160L18 161V163L21 161V159H24V160L21 161V163H22L23 161H25V162H23L24 164H22V166L25 165L26 169H27V167L29 166V165L26 166V158L30 160V161H27V164L33 160V157H34L35 160L40 161V160H41L40 158H41V156L43 155V153H45V152L47 151V150L45 149V148H46L45 145H44V147H43V144H42V145L40 144V145L42 146V148H44V150L41 149V150H43V152H41V150L38 151V150H39L38 148H41V147H38L39 145H37V144H35V146L37 145L36 147L33 146V145H34L33 143H29V142H31L32 140L29 141ZM48 139H49V137H48ZM106 139H108V140L106 141ZM11 140H12V141H11ZM101 140H102V141H101ZM41 141H42V142H41ZM51 141H52L53 143H52ZM12 142H13V143H12ZM27 142L29 143V146H27V145H28ZM32 142H33V141H32ZM99 142L97 141V143H98L99 145H102V143L100 144ZM109 142H110V140H109ZM109 142H108L107 146L109 145ZM25 143H27V144H25ZM51 143H52L53 146L51 145ZM57 143H59V144H57ZM68 143H69V145H68ZM66 144H65V145H66ZM98 144H97V146H99ZM9 145H8V146H9ZM48 145H49V146H48ZM105 145H103V147H104ZM11 146H9V150L7 149V152H9V151L11 150V148H10ZM30 146H33V147H30ZM29 147H30V148H29ZM34 147H35V149L38 147V148H37L38 150H35V151L33 150V151L35 152V154H36V152H38V154H36V155H34V154H33L34 152L31 150V148L34 149ZM23 148H24V147H23ZM59 148H58V149H59ZM98 148H100V146H99ZM105 148H106V146H105ZM100 149H102V148H100ZM18 150H19V152H17ZM13 151L11 150L9 153L12 155V152H13ZM44 151H45V152H44ZM100 151H102V150H100ZM104 151H105V149H104ZM40 152H41L42 154H41ZM102 152H103V151H102ZM14 153H15V152H14ZM24 153H25V156L23 155ZM103 153H104V152H103ZM103 153H102V154H103ZM7 154H8V153H7ZM10 154H9V156H11ZM100 154H101V152H100ZM102 154H101V155H102ZM15 155H16V154H14V155H12V156H15ZM26 155H27V157H26ZM38 155H39V156H38ZM35 156H36V157H35ZM24 157H25V158H24ZM38 157H40V158H38ZM43 157L45 158V155H43ZM43 157H42V158H43ZM1 158H2V157H1ZM1 158H0V160H1ZM3 158H4V157H3ZM17 158H18V157H17ZM39 159H40V160H39ZM2 160H3V159H2ZM5 160H7V159L5 158ZM35 160H33V161H35ZM43 160H46V159H43ZM33 161H32V162H33ZM40 162L43 163L44 161H40ZM18 163H17V161H16V165H14L15 168L17 167ZM21 163H19V165H20ZM35 163H36V165L39 164V163H37V161H35ZM41 163L39 164V166H41ZM31 164H33V165L36 167V165L34 164V162L31 163ZM31 164H30V167L32 166V168H33L34 166L31 165ZM43 164H44V163H43ZM43 164H42V165H43ZM19 165H18V166H19ZM37 166H38V165H37ZM49 166H50V164L48 165V167H49ZM19 167L22 168L21 165H20ZM19 167H18V168H19ZM45 167H46V166H45ZM15 168H13V170H14ZM37 168H38V167H37ZM41 168H42V166H41ZM43 168H44V167H43ZM43 168H42V170H43ZM10 169H11V168H10ZM26 169L23 168V169H20V171H22V170L24 171V170H26ZM33 169H35V168H33ZM33 169H31L32 171L30 170V172H28V175H26V173H25L26 171L23 172V174L25 173V177L22 176V177H23V181H24V178L28 179V176H29V177L32 176L31 178L35 177L34 175H32V172H33V173H36V172L38 173V171H35L36 169H35V170H33ZM45 169H47V170H45L42 174H43V175H45V174H46V175H49V174H50V168H45ZM11 170H12V169H11ZM11 170L8 172V174H6V178H7V179H4V180H5L6 182H8V181L10 180V181H9V184H10V182H11L12 184L14 183V184H15L14 187L16 186V187H15V190H17V191H22V190H24V188H25V189H28V188L32 187L33 184H35V181H36V180H34V179L28 181V183L26 182V181H27V180H26L25 182H26L27 184H26V183H22V182H21L20 184H17L18 182L15 183L14 181L17 179V177L19 178V175L16 176L15 173H16V172H19V171H16L17 168H16V170H15L16 172H14L13 170L11 171ZM18 170H19V169H18ZM27 170H29V168H28ZM40 170H41V169H40ZM13 172H14V173H13ZM41 172H42V171H41ZM12 173H13V175H12ZM30 173H31V175H30ZM37 173H36V174H37ZM17 174H20V172L17 173ZM23 174H22V175H23ZM20 175H21V174H20ZM43 175H42V176H43ZM38 176H39V173H38ZM40 176H41V175H40ZM4 178H5V177H4ZM31 178H29V179H31ZM8 179H9V180H8ZM21 179H22V178H21ZM16 181H17V180H16ZM18 181H21V180H18ZM23 184H24V185H23ZM75 184H76V183H75ZM75 184H74V185H75ZM78 185H79V184H78ZM78 185H77V188H78ZM75 186H76V185H75ZM27 187H28V188H27ZM80 188H81V187H80ZM75 194H76V193H75ZM39 195H40V194H39ZM56 195H57V194H56ZM69 195H70V193H69ZM41 196H42V195H41ZM58 196H59V194H58ZM63 196H64V195H63ZM71 196H72V193H71ZM80 196H81V195H80ZM65 197H69V196H64V198H65ZM74 197H75V195H74ZM61 198H62V196H61ZM69 198H70V197H69ZM71 199H72V198H71ZM62 200H63V199H62ZM75 200H76V199H75ZM68 201H69V200H68ZM62 202H64V200H63ZM65 202H67V201H65ZM69 202H70V201H69ZM142 203H143V202H142ZM62 206H63V203H62ZM49 208H50V206H49ZM46 210H47V209H46ZM50 210H51V209H50ZM59 210H60V206H56V207L53 206V207H52V210L49 211V213L51 212V213H54V214H55V213L58 212ZM47 211H48V210H47ZM49 213H47V214H49ZM51 216H52V214H51ZM51 216H50V217H51ZM119 245H120V244H119ZM105 247H106V246H105ZM66 250H68V249H66ZM69 250H70V249H69ZM69 250H68L67 252H69ZM103 250H106V249L103 248ZM58 251H59V250H58ZM106 251H108V250H106ZM102 252H103V251H102ZM50 253H51V252H50ZM52 253H53V251H52ZM52 253H51V255H53ZM73 253H74V252H73ZM106 253H107V252H106ZM62 254H64V256H66L65 253L62 252ZM62 254H61V255H62ZM67 254H68V253H67ZM81 254H82V253H81ZM81 254H80V255H81ZM103 254H104V252H103ZM112 254H114V253H112ZM48 255L51 256L50 254H48ZM73 255H74V254H73ZM73 255H72V256H73ZM75 255H76V256H73V257H76V258H77V257H78V254H75ZM49 256H48V258H49ZM64 256H63V257H64ZM70 256H71V255H70ZM105 256H106V255H104V257H105ZM107 256H108V255H107ZM61 257H62V256H61ZM66 257H67V256H66ZM73 257H71V258H73ZM108 257H110V255H109ZM108 257H107V258H108ZM117 257H118V256H117ZM46 258H47V257H46ZM53 258H54V257H53ZM56 258H57V257H56ZM56 258H54V260H55ZM58 258H59V257H58ZM76 258H75V259H76ZM97 258H98V257H97ZM68 259H69V258H68ZM75 259H74V260H75ZM108 259H109V258H108ZM117 259H118V258H117ZM44 260H46V259H44ZM51 260H53V259H51ZM54 260H53V261H54ZM78 260H80V259L78 258ZM78 260H77V261H78ZM90 260H91V259H90ZM105 260H107V259L105 258ZM144 260H145V259H144ZM72 261H73V260H72ZM97 261H98V260H97ZM109 261H111V260H109ZM119 262H120V261H118V260H117V263H116L115 261H111V263H110V262H107V261H106V263H105L104 261H101V262L98 263V264H119ZM45 263H46V262H45ZM68 263H69V262H68ZM75 263H77V262H75ZM84 263H85V262H84ZM143 263H144V262H143ZM47 264H49V263L47 262ZM53 264H54V263H53ZM72 264H73V262H72ZM78 264H79V262H78ZM121 264H122V263H121ZM124 264H128V262H126V263H124ZM129 264H130V262H129ZM131 264H133V263H131Z\"/></svg>",
    "mask_w": 264,
    "mask_h": 264
}]
</instances>
